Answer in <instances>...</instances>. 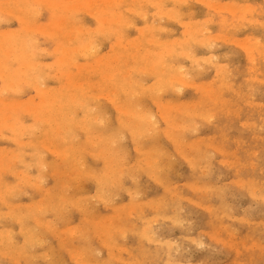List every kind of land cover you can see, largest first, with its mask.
<instances>
[{"label":"rangeland","instance_id":"374dc122","mask_svg":"<svg viewBox=\"0 0 264 264\" xmlns=\"http://www.w3.org/2000/svg\"><path fill=\"white\" fill-rule=\"evenodd\" d=\"M0 1H1L0 3H3L2 5L0 4V6H1V8H0V19L3 18L1 20H4V18H5V20H6V18H8L7 21H2V22L0 21V40H1L0 41V51H1L0 52V65H2V64L4 65V66L2 65V67H1L2 69L0 70L1 74H3V76L0 74V102H1V104H0V114H1L0 115V193H2L3 196L4 195L6 196L5 198H2L3 196L0 197V212H1L0 213V221H1L0 230L1 229L3 230V231L1 230L2 233L0 232V243L2 242L8 246L7 247L6 245H4L2 243L0 244V246H2V247H0V264H64V263L65 264H78V263L79 264L80 263L81 264H96L97 261L100 259H101L100 261L104 260L103 263H106V264H122V263L126 264L127 262H128V264L130 262H131L130 264H139V263L141 264V262L143 264H170V263L171 264H184V263H186V264H264V211H263L264 210V120H263L264 119V105H263L264 104L263 103L264 102V82H263L264 81V24H263L264 23V0H228V2L230 4H228L227 0H219L220 2H224V4L222 3L223 8L219 7V6H222V4L220 2H218V0H211L212 3L217 2V3H215L217 6L215 4H214V6H213V4L210 5V3H209V6L207 4H205V3L211 2L210 0L209 1L206 0L207 2L204 0L205 3L201 0H199L200 2H198L197 0H194V1L193 0H188V1L187 0H178L179 2H177V0L176 1L175 0H171V1L170 0H168V1L167 0L166 1L165 0H158L160 2L156 1L155 3H152L153 0H146V1L144 0L143 1L144 3L142 2L141 4H138L137 2H133V1L131 2V0H129V1L125 0L121 5H119V7L116 6V9L115 8L111 9L108 7V10H107V8H104L103 10H106V13L108 11L107 14L105 12H103L101 6H100V8H99V6H97L98 2L100 3L101 0H94V1L82 0L81 2L83 4L82 3L79 4V2H80L79 0L78 1L77 0H74V1H69V0H49V1L48 0H43V1H41V0H25L26 3L24 2V0H20V1L17 0L19 2V4L17 2H16L17 3L16 4L14 2L15 0L14 1L10 0L12 4L14 3V5H13L14 7L12 5L8 6V4H11V3H9L10 2L9 0H8L9 2L7 0L6 1L0 0ZM21 1L23 2L22 5L20 3ZM89 1H92L95 3L97 1L98 2H97V5H95L94 7H93L94 4L92 3V7H91L90 6L91 3L89 5ZM182 1H184L186 4L183 3ZM232 1H234V3ZM28 2H29V4H27ZM37 2H38V5H37ZM43 2L45 3L44 5L41 4ZM180 2L182 3V5ZM225 2L227 5L225 4ZM24 3H25V5L27 4L25 6V8L23 7ZM218 3H220L221 5ZM244 3H245V6H243L244 11L242 12V10H243L242 5H244ZM246 3H247V5L251 4L253 6V8H255V9H253L251 7V5L249 7H247ZM78 4H79V6L77 7L76 5H78ZM146 4H147V6H146ZM175 4H177V5H175ZM28 5L31 7V9L33 7V10H30V7ZM41 5H42L43 9L41 8ZM140 5H141V7H139ZM180 5H181V7H180ZM225 5H226V7H225ZM6 6L8 7L7 9L4 8ZM10 6L12 7V9ZM73 6L76 9H73L71 11ZM215 6H216V8H215ZM232 6L236 7L235 11H232V9H230ZM239 6H241V7H239ZM36 7H37V9H36ZM97 7L99 9H97ZM79 8H81V9H79ZM246 8H248V9L245 10ZM4 9H6V11L10 10V12L11 11L17 12V10H18V12L17 13L14 12V14H15L14 15L13 13L6 12ZM23 9L25 12L23 11ZM68 9H70V10L68 11ZM19 10L23 11L26 15L23 12H20ZM29 10L32 12V14L34 13V15H36V17L33 15L35 17V19H34V17H31V12H29L30 16H29V14L27 15L26 11L28 12ZM53 10L55 13L53 12ZM77 10H78V12H76ZM94 10H96V11H94ZM145 10L147 13H145ZM173 10H174V12H173ZM229 10H231L233 13L231 11L229 12ZM250 10L252 11L253 14L250 12ZM61 11H63V12H61ZM79 11H81V12H79ZM88 11H90V13ZM91 11H92V14H91ZM93 11L95 14L97 12L98 16L96 15V17H95V14H93ZM99 11L101 13L102 12L103 13L99 14ZM135 11H137V13H139V15ZM176 11H177V13H176ZM239 11H241V12H239ZM245 11H247V12H245ZM67 12L68 13L70 12L69 14L70 15L72 14V15L69 17V14ZM163 12L165 15L163 14V17L160 16V17H162V18H160L159 15L162 14ZM178 12L179 13L182 12V14L185 13V16H183L182 14H179ZM18 13H19V15H18ZM20 13L24 14V15H20ZM74 13H78V14H75V16H74ZM110 13H116V15H113ZM239 13H241V14H239ZM8 14L12 15V16H9ZM37 14L39 15V17ZM134 14L135 15L137 14V15L135 16ZM145 14H146V16H145ZM251 14L255 18V20H253V21H252L253 17ZM118 15H121L123 17L122 18L120 16L122 21L126 20L125 21L126 23L123 21L124 24H126V25H124V24L121 25L119 22L116 21V20L120 21V17ZM176 15L179 16L182 21L180 20V18L176 19L175 18ZM224 16L227 18L225 19ZM75 17H76V20L79 17H80L79 19H81V20L79 21V19H78L77 20L78 22H77L74 19ZM238 17L239 18L241 17V19L243 17V19L242 20L238 19ZM167 18H169L170 21H168ZM173 18H175V19H173ZM9 19H11V20H9ZM21 19H22V21H20ZM23 19H25V20H23ZM36 19H37V21H36ZM105 19L109 20L108 22H111V24L106 22L107 20L104 21ZM129 19L131 21H134V19H135V21H134L135 24H134V22L133 23L131 22V24H130ZM178 19L181 21L180 23L187 22V24L186 23L180 24L178 22ZM209 19H210L211 23H208ZM222 19H223V21H222ZM62 20L65 23H67V22H70V23L65 24ZM70 20H72V21H70ZM159 20L161 22H159ZM191 20H193V22H195V24L193 23L192 26H191V24H192ZM74 21H76V22H74ZM122 21H120V22H122ZM61 22H63L64 25H62ZM72 22H74L75 24H73ZM115 22L119 23L121 25L120 28L121 29L123 28V29L121 30L118 27L119 24L117 26V23H115ZM154 22L156 25H154ZM188 22H189V24H188ZM60 23H61V25H60ZM107 23L109 26L107 25ZM127 23H129L130 25H128ZM241 23H243L245 26H242L243 24L241 25ZM49 24H50L49 27H52V29L49 28L48 26L46 27V25H49ZM205 24H206L207 29L209 28L208 30L206 29V27H204ZM236 24L239 26H237ZM27 25H28V28L26 27ZM69 25L74 26V28L73 27L69 28ZM105 25H107L108 28ZM111 25L113 28H110ZM29 26H30V28H32V32H29V30H31V29H29ZM33 26H37V27H35L36 30L35 29L33 30ZM75 26H77L78 28L75 29ZM79 26H80V28L82 27L81 29H83V30L85 28H86V30L90 29V32L87 31L89 37L87 36L86 30L84 31L83 34L80 31H78V30H80ZM160 26H161V28H160ZM39 27H40V30L42 29L41 33H40V30L37 29ZM105 27H106V30H105ZM155 27H156V29H155ZM158 27H159V30H157ZM166 27H167V29L170 27L168 30L173 32V33H169L168 30H165ZM23 28H25V29H23ZM102 28H104V29H102ZM149 28H151L150 32H149ZM191 28H192V30H191ZM236 28H238V29H236ZM5 29H8L10 31V33H12V35L10 33H8L9 31H7ZM13 29L15 30V33H16V31L18 32V34L16 33L17 36L15 35V33H13V31H14ZM27 29H28V31H27ZM70 29L71 30L75 29L76 31H74V30H72V31H74L75 33L79 32L81 34L77 33V35H74L75 33H72L70 31ZM101 29L104 30V33L102 32ZM109 29H110V31H109ZM152 29H153V31H152ZM195 29H198V30H195ZM203 29H206V30H203ZM55 30L58 31V32H56L57 35L56 34L53 35ZM98 30H100L103 34L99 35L98 33L100 31H98ZM114 30L116 31L115 32L116 34L113 33ZM118 30H120V31H118ZM202 30L204 31L203 34H202V32H203ZM26 31L29 32V34H27V36L25 34ZM96 31H97V33H96ZM146 31H147V33L149 32V34H147ZM33 32H34V34H33ZM158 32H160V34ZM190 32L193 34H190ZM70 33L73 35L68 36V34H70ZM91 33H93V35ZM120 33H122L124 35H122ZM208 33L210 35H207ZM50 34H52L53 39L51 38ZM105 34H107L108 37H106ZM110 34L112 37H110ZM150 34H152V35H150ZM218 34H221V35L219 36ZM81 35H83L84 38H81ZM191 35H195V38H197L196 42L199 41L198 42L199 44L195 42V44H191V46L186 45L187 42H192V41H190V39L192 37ZM216 35H218V36H216ZM230 35H231V37H230ZM247 35H250V36H247ZM10 36L11 37L13 36L12 37L13 39ZM48 36L51 39H48ZM54 36H56L57 38H55ZM75 36H77V37L75 38ZM143 36L147 37L148 41L145 38L143 39ZM204 36L205 37L209 36V37H207V40L208 41L210 40L209 41L210 43L206 42L204 44V41H203ZM233 36L236 38H234ZM253 36H255V37H253ZM7 37H9L8 40L9 41L12 40V42L7 41ZM14 37L16 39H14ZM28 37H29V39H28ZM69 37L72 40L71 39L69 40ZM157 37H159V38H157ZM216 37H218V38H216ZM248 37L251 39L252 43H254V42L257 44L260 43L258 50H255V53H254L255 57L253 56L254 60L251 59L252 57L249 55L247 50L245 48L241 47V45H240L241 44L240 42L245 41L246 39H248ZM222 38L224 40L223 42H222ZM67 39L69 41H71V43H68L69 41ZM82 39H83V41H82ZM142 39H143V41H142ZM155 39L161 43L166 44V45L170 44L171 42H175V41L177 42V44L179 42L180 43L179 49L181 51L180 54L178 56H175V57L166 55L165 56L166 58L164 56L161 58H158L159 57L158 54L162 53L163 49L161 48V46H159L157 43H155V41H154ZM233 39H235V40H233ZM242 39H243V41H242ZM13 40H15L14 46H13V42H14ZM21 40L23 42H21ZM121 40H122V44H121ZM150 40H151V43H149ZM24 41H29V42H24ZM64 41L65 42L67 41V43H65ZM119 41H120V45H122V46H118ZM229 41L230 42L232 41V42L229 43ZM91 42L93 43V45ZM140 42L144 43L145 45L140 43ZM25 43H27V44L25 45ZM236 43H237V45H236ZM30 44L31 45L34 44V47H32ZM201 44H204L205 46L204 45L202 46ZM28 45H29V47H27ZM90 45H92V46H90ZM96 45H97V47H96ZM131 45H133V47ZM139 45L141 46V48L139 47ZM12 46H13V48H12ZM17 46H18V48H17ZM99 46H101V48ZM124 46L127 47L126 50H125ZM154 46H155V48H154ZM183 46L185 48H183ZM63 47L69 48V49L74 48V50L76 48L74 54L73 53L69 54L70 55L69 57L67 54V57H68L67 60L72 61V64L70 61L71 65L69 64V61L68 62L66 61L67 64L64 63L65 64L64 65L62 60H61L62 59V52L61 51H62ZM83 47L86 50L85 52L83 51ZM95 47H96V49L97 48L100 49V50L97 49L99 51H95V49H94V52H96V53L98 52L97 55H96V53H94L92 51L93 48H95ZM118 47L119 48L121 47L120 48L121 51L117 50V49H119ZM128 47H130L131 50L128 49ZM142 47H144V49ZM192 47H193V49L196 50V52H195V50L192 51L193 50ZM207 47H210V48L208 49ZM214 47H216V48H214ZM7 48L8 49L12 48V50L11 49L8 50ZM15 48H17L18 50ZM28 48H30V49L27 50ZM40 49H41V51H40ZM88 49H89V51H87ZM14 50H15V53H14ZM25 51L30 53V54L27 56L26 54H28V53H25ZM46 51H48L50 54ZM90 51L95 54L94 55L95 57H90V56H93ZM189 51H191V52H189ZM86 52L89 53V55H87V58H86V54H88V53H86ZM45 53H48V54H45ZM79 53H80V57H78V58L76 57V59L78 61L75 62V58H74L75 56L74 55L79 56ZM90 53H91V55H90ZM111 53H112V55H111ZM152 53L154 54L155 57L157 56L156 60H154L153 62L150 61V60H153V58H154ZM189 53H190L192 58H189V56H190V55H188ZM12 54H13V57H11ZM32 54L37 55V56H33ZM14 55H16V56H14ZM23 55H24V57H23ZM31 55H32L33 60L31 59ZM150 55H151V57H150ZM201 55H203V56H201ZM14 57L17 59L20 57V59L19 60H17V59L13 60ZM88 57H90V58H88ZM104 57H107V58H105V60H103ZM207 57H209L211 59H209ZM29 58H30V61H29ZM163 58L168 60V61L164 60ZM115 59H116V61H114ZM128 59L130 60V62ZM135 59H137V62ZM180 59H181V61H180ZM31 60H32V62H31ZM73 60H74V62H73ZM148 60L150 62H148ZM207 60L208 61L210 60V61L208 62ZM23 61H24V63H23ZM102 61H103V63H102ZM117 61H119V62L117 63ZM138 61H140V63ZM29 62H31V63L29 64ZM33 62H35L34 64H36V63L38 64V62H40L39 65H37V66H40V67H37V68H39L38 69L39 71H37V68H35L36 70L34 69L35 65L34 64L32 65ZM60 62H62V64ZM77 62H79V63H77ZM113 62H115L116 64L114 65ZM126 62H127V64H126ZM162 62H166V63L169 62L168 66L173 65L172 67H174V70L176 69L175 66L177 65V63H178L177 67L179 66V64L181 66H183L186 71L188 70L187 73H188L189 80L193 76H195V78L193 77L192 80H190V82H192L193 85H191V83H190V84H188V86L186 85V87H185V85L182 86L180 84L175 85L173 87L166 86V88L164 87L163 90H160L162 92V94L160 91H159L160 92L159 93L158 91L155 90L159 94V96H161V97L153 94L154 88H155L156 75H158L161 71L163 72L162 66H161ZM73 63H75V64H73ZM107 63H108V65L105 66V64H107ZM6 64H8V65H6ZM44 64H46V65L50 64V66H48V65L47 66L49 68L50 67H53V68L52 69L51 68L49 69L48 67L45 68L46 65H44ZM83 64H85V65H83ZM100 64L102 67L104 66V69L102 67H98V65H100ZM27 65L32 66L31 69H33V72L32 71L30 73L27 72L30 69V66L28 67ZM116 65L119 67H117ZM26 66H27V68H25ZM69 66H72V68ZM84 66H88V67H84ZM120 66H123V67H120ZM198 66H199L200 70H201V67H203L202 68L203 72H202V70L201 71L199 70L200 72L198 71V68H196ZM151 67H154L155 69L151 68ZM186 67H187V69H186ZM192 67H194V68L192 69ZM9 68L11 69V71ZM81 68L84 69V71ZM86 68H88V69H86ZM94 68H97V69H94ZM132 68H134V69L136 68L135 69L136 71L134 69L132 70ZM8 69H9V71H7ZM26 69H27V71H26ZM69 69H71V71ZM140 69H141V71H140ZM144 69H146V70L144 71ZM149 69H151V71ZM152 69H154V70H152ZM16 70H18V71L16 72ZM79 70L81 72V78L83 77L82 79L78 77L80 75ZM85 70L90 71V72L86 71V73H88V74L89 73L92 74L93 72L94 73L96 72V73L95 74L93 73L94 76L91 75L92 77L89 75L91 77V78H89L88 74L87 75L84 74ZM97 70L98 71L100 70V72L102 71V73H99ZM116 70L119 72H116ZM137 70H139L140 72ZM148 70H149V72H146ZM34 71H36V72H34ZM40 71H42V72L38 76V73H40ZM154 71H156L155 75H154ZM220 71H221V73H220ZM223 71H224V73H222ZM227 71H228V73H227ZM8 72H10V73H8ZM45 72H46V74H45ZM82 72H84L83 73L84 75H82ZM198 73H200L201 75H198ZM25 74H27V76ZM61 74H64L62 76L63 77L65 76V77L63 78L61 76ZM75 74L77 75L78 82L84 81L83 84L85 85V80H86L87 86H89L88 88H90V89L92 88L91 90L87 89L88 92L90 90L89 93L91 95L88 93H84V91H81V90H79L80 93L78 95L76 89L71 86L70 83L73 82L71 76L72 77L74 76V78H75ZM189 74H191V75H189ZM196 74H197V76H196ZM41 75H43V76H41ZM51 75L55 76L53 78L54 80L52 78H50V77H52ZM58 75L62 77L61 81L59 80L60 77L58 78ZM108 75H110V76H108ZM17 76H19V77H17ZM35 76L38 77V79L40 77L41 80L40 79L38 80L37 78L35 79ZM84 76H87V77H84ZM111 76H112V78L115 77L114 78L115 80L111 79ZM30 77L33 78V80ZM7 78L10 80H8ZM14 78H16V80H17L16 82L14 81L15 80ZM86 78L89 80H87ZM258 78H259V80H258ZM100 79H101V81H100ZM130 79H132V82L130 81ZM139 79H141V80L139 81ZM220 79H222V80H220ZM103 80H104L105 84L109 80V82L106 84L108 86V88H105V86H103V85H105L103 83ZM212 80H213V82H212ZM41 81L43 82V84L40 83ZM45 81H47V82H45ZM91 81H92V83H91ZM145 81H146V83H145ZM193 81L195 82V84L199 82L198 83L199 86L202 85L204 82H206V84L205 83L204 84L208 85V86L211 83L210 87H213L216 90L217 89L221 90V92H223L222 93L223 98H221L222 102L213 103L211 101V99H208V95L204 94L205 92H203L202 90L199 89V87L197 86L198 84L195 85L198 88L197 87L194 88V82ZM227 81H229V82H227ZM17 82L20 84L17 85L16 84ZM30 82L32 84L34 82V85L31 86L32 84ZM261 82H262V84H260ZM36 83H39L37 85H41V86L37 87V85H35ZM44 83H45V85L46 84L47 85L45 86ZM126 83L128 86L126 85ZM134 83H136V84H134ZM12 84L14 87L12 86ZM78 84H80V83H78ZM96 84H97V86H95ZM110 84L112 85V87ZM148 85H150L151 87H148ZM7 86L8 87L11 86L10 87L11 92ZM23 86H24V88H23ZM27 86L29 88L30 87L31 88L29 89V88H27ZM43 86H45L44 88L47 90L50 87L51 88L53 87L52 93L56 94V95H58V93L60 91L65 90V88H66L65 91H68L70 93L64 94L65 96L62 93V96H64L63 98H65L66 100L64 99L61 103L56 102L57 104L55 103L56 105H54L53 102L49 101L50 104H49V102L47 104L48 100L46 101V99L49 98L50 95L49 96L44 95L45 93L43 91L39 90V87H41L43 89ZM67 86H68V88H67ZM92 86H94V87H92ZM99 86H100V88H99ZM102 86H103V88H105L104 90H101V89H103V88H101ZM109 86L112 88V90ZM142 86L144 89L142 88ZM191 86H193V87H191ZM219 86L221 87V89ZM147 87H148V89H147ZM152 87H154V88H152ZM226 87H227V89H226ZM231 87H233V88L231 89ZM2 88H5V89L2 90ZM21 88L23 89V91H21L20 94L19 93L17 94L16 91H18V89L20 90ZM72 88H73V90H72ZM149 88H152V91ZM167 88H168L167 92L163 93L164 91H166ZM35 89L36 90L38 89V90L36 91ZM58 89H62V90L58 91ZM119 89H120V91H119ZM123 89H124V91H123ZM132 90H133V92H132ZM134 90L136 91V93H134L135 92ZM49 91H51V90H49ZM74 91H76V92H74ZM129 91L131 93L126 94ZM14 92H16V93H14ZM82 92H83V94H81ZM100 93H101V95H99ZM105 93H107V94L104 95ZM108 93L110 95H108ZM114 93L116 95H114ZM137 93L140 95L141 100L138 98L139 96ZM242 93H243V95H242ZM53 94L51 96L55 97ZM94 94L99 95V96L98 95L96 96V100H94L95 99ZM102 94H103V96H102ZM117 94H118V96H117ZM74 95L79 97V99L77 98L78 101H72L71 98L74 97ZM112 95H113V97L117 96L120 103L122 101V103H121L122 107H126V106L129 107L130 105L132 106L133 104H134L133 105V107H134V106H137L136 105V102H137V104H138L137 107L141 110H144V112H146V113L149 112L148 115H150L151 113H155L154 114L155 117H153V119H152V116H151V118H148L147 121L149 123V122H151V120H154V122H155V120H159V121H157L158 124H154V127L153 126L151 127L147 123V121H143V125L146 124L144 127H141L143 129V131L141 130V133L136 132L137 134L135 132H132L133 130H132V128H130L132 126V122H133L132 118L130 116H125L124 114L119 113L120 110L119 111L117 110L119 108H115L117 106H115L116 103L113 101L114 98L112 99V101L108 100V99H110L108 97L111 96V98H112ZM59 96L61 97V94ZM104 96H108V97H104ZM136 96H138V97H136ZM143 96H145V97H143ZM42 97H44V98H42ZM2 98H4V101ZM31 98H32V100H31ZM89 98L90 99L92 98V99L90 100ZM127 98H128V100L130 99L129 102H128ZM158 98H160V99L162 98V99L160 100ZM226 98H227V100H226ZM1 99H2V101H1ZM7 99L10 100V102L9 101L7 102ZM85 99H87V101ZM88 100H90V102ZM155 100H156V102H154ZM162 100H164V101L162 102ZM188 100H189V103H188ZM247 100H249V101L247 102ZM159 101H160L161 105H160ZM227 101H229V102L227 103ZM231 101H233V103H231ZM76 102L80 103V105L77 104ZM83 102L86 103V105H84ZM99 102H100V104H99ZM123 102H124V104H123ZM183 102L188 103L191 106H193L194 103L196 104L197 102H198V105H199V103H201L199 107H201V109L204 111L203 112L204 115H200L201 117L200 116L196 117L192 121L193 124H190L189 128L188 129L186 128L184 130V134H182V132H180V131L175 132L176 130H174V128L172 126L168 125L166 120L163 119L164 117H162V114L158 113L159 111L162 110L161 113L163 112V116H164V112L167 111V110H165L166 104L167 105H171V104L178 105L179 103L181 104ZM234 102H235V104H234ZM75 103L77 105H75ZM142 103L144 104V106ZM163 103H165V104H163ZM175 103H177V104H175ZM95 104L97 106H95ZM83 105L85 108L83 107ZM139 105H140V107H139ZM14 106L19 110H17ZM67 106H68V108H67ZM73 106L75 108L79 107V109L81 108V110L78 109L79 110L78 111ZM93 106H95V107H93ZM107 106H109V107H107ZM5 107H6V109H5ZM9 107H10V110H9ZM41 107H42V109L40 110ZM62 107H63V110L66 108L67 109L62 111ZM82 107L84 108V110L82 109ZM87 107H89V110ZM28 108H30V109H28ZM71 108H72V110L73 109L74 110L72 111ZM90 108H92V109L90 110ZM35 109H37V110H35ZM69 109H70V112L73 113L72 117H71V113H69ZM85 109H87V110H85ZM149 110H152V111H149ZM174 110L176 111V108ZM207 110H208V112H207ZM5 111H6V113H5ZM36 111H37V113H36ZM47 111L50 112L48 114L50 116V119L48 118L50 121L47 119L48 116L44 114V112L47 114L48 113ZM59 111L62 112L61 115L63 118L61 117ZM65 111H66V113H65ZM76 111H78L79 113ZM89 111H92L91 112L92 115H90ZM228 111H229V113H228ZM237 111H239V112H237ZM39 112H40V114H39ZM54 112H56V114H54ZM206 112H207V114H206ZM210 113H211V115L213 114V117H211L209 119L208 114L210 116ZM236 113H238V114H236ZM100 114H101V117H100ZM52 115H54V117ZM59 115H60L61 121H60ZM74 115H76L75 118L73 117ZM123 115H124V118H123ZM93 116H95L94 118L97 117V120L101 119V118L102 119L97 121L96 119L93 118ZM39 117H40V119L44 117L43 120L41 119V122L43 121V123H44L46 121H49V122H51V125L48 122L44 123L43 125L40 122L38 123V121L40 120ZM64 117H66V118H64ZM121 117L123 119H125V117H128V118H126L127 120L125 119L126 124H127V122H128V125L130 124L129 126L126 125V126H128L127 128L123 124H121L122 123ZM53 118H56V119H53ZM87 118H89V119H87ZM44 119H45V121H44ZM52 119H53V121H52ZM68 119H70L71 121L69 122ZM128 119H129V121H128ZM35 120H37V121H35ZM55 120H56V123L54 122ZM63 120H65V121H63ZM89 120L92 123L89 122ZM94 120H96L97 123L98 122L99 123L96 125V121H94ZM209 121H210V123H209ZM69 123H70V125H69ZM196 123H198V124L196 125ZM35 124H36V126H35ZM57 124H58V126H57ZM37 125H38V127H37ZM59 125H62V126L60 127ZM84 125L85 126L87 125V127L90 125L89 129L91 131H86L87 129L85 128ZM251 125H253V126H251ZM13 126H15V127H13ZM33 126H35V127H33ZM39 126H41L42 128L41 127L39 128ZM54 126L57 128H55ZM68 126H69V130L71 128L72 133L68 129H66ZM17 127L20 130H17ZM117 127H119V128H117ZM193 127H195V128L193 129ZM32 128H34V129H32ZM53 128H55L54 132H53ZM77 128H79V129H77ZM129 128H130V130H129ZM144 128H145V130H144ZM152 128H155V129H153L155 131L152 130L153 133L150 130ZM72 129H74V131ZM146 129L148 130V133L146 132ZM171 129L173 132L170 131ZM24 130H25V132H24ZM58 130H60L66 138L69 137L70 141L69 140L67 141V139H68L67 138V139H65L66 143L63 142L64 141L63 139L65 137H63L61 132ZM254 130H256V131H254ZM39 131L40 132L42 131L41 134L39 133ZM68 131L70 132V134H68L69 133ZM34 132H36L35 133L36 135L34 134ZM48 132L52 133V134H49ZM58 132H60V134ZM94 132H96V133H94ZM154 132L155 133L157 132L156 133L157 135ZM222 132H224V133H222ZM22 133H23V135H22ZM24 133H25V135H24ZM29 134H31V135H29ZM33 134L35 137H37L36 138V139H38L37 141L34 140L35 137L33 138ZM133 134H135V136ZM151 134L152 135L155 134L154 135L155 139L152 138ZM181 134L183 135V137ZM38 135H39V137H38ZM48 135L50 136V139H49ZM51 135H52V137H51ZM60 135L63 138L60 137ZM105 135H107V136H105ZM137 135H138V137H136ZM171 135H173V137L174 136L175 137L173 138ZM20 136H22V137H20ZM53 136H54V140H53ZM73 136L75 138H73ZM142 136H144V138ZM170 136L173 138V140L171 139ZM18 137H20V138H18ZM59 137L63 141L60 140ZM97 137H99L100 139ZM145 137H146V139H145ZM6 138H8L7 139L8 141L6 140ZM9 138H10V140H9ZM40 138L41 139L44 138V140L43 139L40 140ZM57 138H58V141H57ZM72 138L74 139L73 140L74 142L71 141ZM175 138H176V140H175ZM201 138H202V140H201ZM26 139H27V141H26ZM107 139H108V141H107ZM131 139H133L132 142H131ZM153 139L155 140V142L153 141ZM212 140H213V143H212ZM38 141L41 142L40 144L43 148H40L41 147L40 144H37ZM44 141H45V144H44ZM48 141H50V145H49ZM79 141H81V142H79ZM91 141H93V142L96 141L94 146H93ZM23 142H24V145L21 144ZM34 142H35V144H33ZM54 142H56V143H54ZM59 142L62 144L59 145ZM89 142H91L92 145H90ZM143 142H144V144H143ZM96 143H98L97 146H96ZM118 143H121V144H118ZM155 143H157V144H155ZM193 143H195L196 146ZM43 144H44V146L45 145L46 146L44 147ZM51 144H53V145L51 146ZM184 144H185V146H184ZM35 145H38L39 147L38 146L35 147ZM71 145L76 146L77 149H78V147L79 148L81 146L82 147H81V149L77 150V149H75L74 146H73L74 148H71ZM101 145H103V146H101ZM116 145L118 146V148ZM133 145L135 147L136 146L137 147L135 148ZM142 145H144L146 148H144ZM160 145L162 146V148L164 147L163 150L160 147ZM48 147L50 150L48 149ZM61 147H62V149H61ZM64 147L66 148V150L64 149ZM89 147H90V150H88ZM94 147H95V149H94ZM215 147L217 149H215ZM2 148H4L5 150ZM67 148H70V150L69 149L67 150ZM82 148L84 150H82ZM85 148H87V149H85ZM100 148H101L103 153L101 152ZM103 148H104V150L107 148L112 149V150L108 151L109 149H107L106 151H104ZM148 148H150L151 151H149ZM151 148L155 151V153L159 152V156H161L160 158H162L161 160H163V162L161 163L160 162L161 160H159L160 158H157L159 165L161 166V164H162V166H161L162 169L159 168L161 170V173L159 172L160 170H158V167H160V166H158L157 163L156 164L153 163V162H157L156 157L158 156V154L155 156V153ZM181 148H183L182 152H181ZM13 149L15 152L12 151ZM16 149L19 151H17ZM22 149L24 151L23 154H22ZM57 149H59V150L56 151ZM156 149H157V151H156ZM159 149H160V151H159ZM145 150H146V152L149 151L150 153L144 152ZM193 150H194V152H193ZM11 151L13 153H11ZM53 151H55V152H53ZM61 151H62V153H61ZM73 151L75 152V154ZM165 151H167V152H165ZM176 151H179V152H176ZM189 151H191V152H189ZM45 152L47 153V155ZM70 152H73V153L71 154ZM104 152H105V154H104ZM140 152L142 155L139 154ZM163 152H164V154H163ZM220 152H223V153H220ZM43 153L46 155L45 158H43L44 157ZM113 153H115V154H113ZM187 153H189V154H187ZM211 153H212V157L209 156V155H211ZM233 154H236L237 157H236V155H233ZM3 155L5 158L3 157ZM18 155H20V156H18ZM64 155H66V156H64ZM71 155H72V157H70ZM97 155H98V158L96 159ZM101 155L107 156V157L105 156L106 160L108 159L107 163H106V160L102 161V157L104 159V156L100 157ZM163 155L164 156L166 155V156L164 157ZM203 155H205V157ZM62 156H64V158L67 160V162L65 159L62 158ZM74 156H76V158L78 156H80L81 159H80V157L78 158L80 161L78 159L75 160ZM238 156L240 157L239 159H238ZM20 157H23V159H21ZM149 157H150V159H149ZM67 158H69V159H67ZM71 158H73L76 161V163L74 162L75 164H73V159H71ZM110 158L112 160H114V158L115 159L117 158L116 159L117 161L114 160L113 161L114 163H113L112 160H110ZM199 158L203 159V160H200ZM207 158L209 159L208 161L206 160ZM43 159H44V161H43ZM151 159L152 160L155 159L156 161H154V160L152 161ZM169 159L171 160V162ZM187 159H188V161L190 160V162H188ZM53 160H55V161H53ZM150 160L152 161L151 163H153V164L150 163L149 165H147V161L149 163ZM13 161H14V163H13ZM42 161H43V164H42L43 166L41 165ZM47 161L49 162V164ZM120 161H121V163H119ZM165 161H166V163L167 162L168 163L166 164ZM174 161L177 162L176 163L177 165H173V164H175ZM252 161H254V162H252ZM20 162H22V163H20ZM31 162L33 164H31ZM44 162L46 163V165ZM117 162L119 164H117ZM124 162H126V163H124ZM233 162H234V165H233ZM164 163H165V166H164ZM170 163L171 164L173 163V164L170 165ZM58 164H59V166H58ZM80 164H81V166H80ZM132 164H133V166H132ZM32 165H34V167ZM39 165L42 166L43 168L40 167ZM82 165H83V168H82ZM102 165L104 168L102 167ZM107 165H108V168H106ZM110 165H111V167H110ZM190 165H191V167H190ZM14 166H15V168H14ZM74 166H75V168H74ZM134 166H136V168ZM200 166H201V168H200ZM254 166H255V168H254ZM72 167H73L74 171H73ZM113 167L115 168V170H112ZM153 167H154V170H153ZM168 167L171 169V170L168 169V171H167L169 174H167V172H166ZM122 168L123 169L125 168V169L123 170ZM138 168H139V170H137ZM145 168H148V169H146V171H145L144 170ZM15 169H17V170H15ZM75 169H77V170L80 169L81 172H79L80 170L77 171ZM85 169L87 170L88 173L86 172ZM105 169H107L106 171H109L111 169L113 172L111 171L112 172L111 173L109 171L106 173V171H104ZM117 169H120V170H117ZM126 169H129V170H126ZM53 170H55V171H53ZM82 170L84 172H86L87 175ZM116 170H117V172H116ZM148 170L151 172H148ZM13 171H14V174H12ZM52 171H53V173H52L53 175L51 174ZM57 171H58V173H55ZM75 171L79 172L80 174H78ZM90 171H91V174L93 173V176L95 177L96 180L93 179V176H91V174H89ZM123 171L126 173H124ZM157 171H158V173H157ZM164 171L166 173H164ZM18 172H19V174H18ZM114 172L116 173L115 175L113 174ZM146 172H148L147 173L148 175L146 174ZM154 172H156V173L154 174ZM46 173H48V174H46ZM59 173H61V175ZM71 173H72V175H71ZM81 173H84L87 177H85L84 174H81ZM159 173H160V175H159ZM163 173L165 174V176H163L164 175ZM21 174L24 176H27V177L21 176ZM56 174L60 175V177H58V175H57V177L54 176ZM62 174H63V176H62ZM106 174L107 175L109 174L108 175L109 178ZM117 174L119 175V177ZM139 174H140V177H136ZM178 174H179V176H178ZM201 174H203L204 176ZM220 174H221V176H220ZM16 175L18 177H16ZM80 175H83V176H80ZM103 175L104 176L106 175L107 177L105 176V178H104ZM157 175H159L160 178L161 177L162 178L161 179L159 177L157 178L156 177ZM53 176L55 177V179L53 178ZM69 176L75 177V178L73 177L74 182L71 181L72 177L70 178ZM79 176H80V178H77ZM101 176H102V178L98 179ZM112 176H114L115 178ZM29 177H31L30 180H29ZM39 177H42L43 180H42V178L40 179ZM91 177H92V179H91ZM134 177H136L137 179H135ZM153 177H155V178H153ZM57 178L59 179V181ZM69 178H70L71 182L69 181ZM106 178H108V181H107L108 183L105 181ZM112 178H114V181L112 180ZM163 178H165L166 180L163 181ZM167 178L169 180H167ZM37 179L40 181H38ZM60 179H63V180L65 179V180L63 182H61L62 180L60 181ZM102 179L103 180L105 179L104 180L105 183L101 182ZM110 179L112 181H110ZM116 179L119 180V182L116 181ZM45 180L46 181L48 180V182H46ZM54 180H55V182H53ZM66 180H67V183H66ZM75 180L77 182H75ZM121 180L123 183L121 182ZM135 180H137V181H135ZM170 180H171L172 184H171V182L169 183ZM239 180L243 181V183H244V181L249 182L248 184H250V185L245 184V183L243 185L242 182ZM109 181L113 182V184L117 182L118 185L114 184V186H113V185H111V183H109ZM159 181H160V183L162 182L163 186H162V184L159 183ZM34 182H36V183H34ZM58 182H60V184ZM64 182L67 184V186L69 185V187L66 186V188L62 189L61 187H63V186L65 187V185H66ZM99 182H101V183H99ZM135 182H137V184H135ZM55 183H56V185H54ZM106 183L108 184L107 187H106V185H107ZM145 183H147V184H145ZM238 183H241L243 186L242 185L240 186V184H238ZM6 184L8 186H6ZM13 184H15V185H13ZM109 184L112 188L109 187ZM169 184H171L172 186ZM223 184H224V186H223ZM37 185L39 187L42 185L41 189L38 188ZM78 185L79 186L81 185V186L79 187ZM198 185H199V188L197 187ZM13 186H14V188H13ZM52 186H54V187H52ZM102 186H103V188H101ZM175 186H176V188H175ZM218 186H219V188H218ZM17 187H19V188H17ZM24 187H26V188H24ZM34 187H36V188L34 189ZM57 187H58V189H57ZM70 187L72 189H69ZM11 188H13L15 190H13V189L11 190ZM46 188H47V190H49V193L52 194L53 198L51 196L49 197L48 194L45 193V191L47 192ZM100 188H101V190L102 189L103 190L101 191ZM129 188L131 189V191H129L130 190ZM204 188H205L206 192L204 191ZM207 188H208V190H206ZM67 189H69V190H67ZM135 189H137V190H135ZM201 189H203V190H201ZM218 189H219V191H218ZM223 189H224V191L221 194ZM3 190H5V192ZM19 190H21V191H19ZM50 190H52V191L50 192ZM78 190H80V191H78ZM174 190H175V192H174ZM176 190H178V191L176 192ZM67 191H69L70 193ZM92 192H93V194H92ZM127 192H128V194H127ZM130 192H131V194H130ZM134 192H135V195L132 196V194H134ZM140 192H142V196H141ZM22 193H25V194H22ZM110 193H111V195H110ZM177 193H178V195L179 194L180 195L176 196ZM206 193H207V195H206ZM216 193H217V195H215ZM259 193L262 195L259 196L260 195ZM11 194L13 196H11ZM68 194L71 198L69 196H67ZM102 194L105 195V198H104V195H102ZM61 195L62 196L64 195L62 200H63L65 206H63V203L61 202V197H62ZM79 195H82V197H80ZM86 195H88V196L86 197ZM224 195H225V198H224ZM8 196H9V198H8ZM94 196L96 198H100V199H96V198H94ZM140 196L142 197V199ZM172 196L174 197L173 200L171 199V198H173ZM75 197H77V198H75ZM78 197H80V198L78 199ZM90 197H91V200H90ZM101 197H103V199H101ZM1 198L3 200L6 199L5 202H3V200ZM50 198L52 199L51 202H50ZM68 198H70V199H68ZM133 198H136V199H133ZM160 198H162V199H160ZM56 199H57V201L59 199V201L58 202L54 201ZM73 199H75V203H74ZM92 199H94L93 200L94 202L92 201ZM95 199H96V201H95ZM106 199H109V200L111 199V200L110 201L107 200L108 201L107 202ZM193 199H195L196 203H194L195 201ZM224 199L226 201H224ZM9 200L12 203H10ZM39 200H40V203H39ZM76 200H78V201H76ZM97 200H99V201H97ZM189 200L190 201L192 200V201L189 202ZM47 201H49L50 204ZM131 201L133 202V206H132ZM166 201H167V203H166ZM228 201L231 203H229ZM45 202H47L48 205H50V206H47V204ZM72 202H73L74 206L72 205ZM138 202H140L141 206ZM152 202L157 203V205L155 203H152ZM172 202H174V203H172ZM197 202H198V204H197ZM13 203H14V205H13ZM44 203H45V205H44ZM55 203L57 205H59V203H60V205L62 204L61 208L58 207L59 211L55 207L56 206ZM113 203H115V204H113ZM148 203L151 204V206ZM168 203H169V206H168ZM210 203L213 205H210ZM17 204L19 205V207H18L19 209L15 208V207H17ZM35 204L38 205L39 207L36 206ZM40 204L42 206L43 205L45 206L44 209L46 210L45 211L46 213L48 212L47 214H45V212H43L44 209L41 208L42 206ZM69 204H71L70 207H69ZM75 204H77L78 206ZM104 204H106V205H104ZM135 204H137V205H135ZM153 204H155L158 207L156 208L155 205L153 206ZM25 205H27V207ZM52 205H54V208L52 207ZM162 205H163V207H162ZM33 206H34V208L36 206L37 209H34V210H33V208L30 209V207H33ZM75 206H77L78 208L80 207V209L76 208ZM92 206H93V208H92L93 210H91ZM96 206H99V207H96ZM164 206L168 207V208L165 209ZM209 206H211L210 208L212 210L209 208ZM213 206H214V209H213ZM48 207H50V208H48ZM51 207L53 209H51ZM113 207H114V209H113ZM131 207H133V208H131ZM159 207L161 210H158ZM72 208L76 209V210H72ZM81 208H83L82 209L83 211L81 210ZM130 208L133 211H131ZM16 209H18L19 212ZM65 209H68L70 212H68V210L65 211ZM164 209L166 211H163ZM136 210H138V211H136ZM210 210L213 213H211ZM225 210H226V212H225ZM11 211H12V213L14 211L13 214H15L16 212L18 213V214L17 213L15 214L16 217H15V215L13 217V218H17L18 220L17 219H15V221L12 220L13 218L11 215H13V214L11 213ZM54 211L56 212V214ZM57 211L61 212V213H58ZM62 211H64V212L62 213ZM148 211H151V212H148ZM161 211L163 213H161ZM38 212H39V214L37 215ZM86 212H88L89 214L87 213L86 215H83ZM7 213H8V215H7ZM113 213H114V215L116 214L115 216L118 215L117 216L118 219L115 220L116 221V228H115L116 232H115V230L113 231L114 232L113 241H114L115 245L113 243L114 246L112 248L110 247L111 248L110 249L109 245H107L108 244L107 240L104 239V238H106L104 236V233L101 232L100 226L96 225L95 220H96V222L98 221V219L100 222L105 221V219L108 218L109 216H112ZM148 213H150V214H148ZM153 213H154V216H153ZM24 214H25V217H23ZM43 214H44V217H43L44 219H42ZM65 214H67V216ZM174 214H175V218L173 216ZM27 215L31 216V219ZM59 215H60L61 219H60V217H58ZM176 215L179 216V218ZM234 215H235V217H233ZM10 216H11V218H9ZM87 216L89 217L88 219H87ZM135 216H137V218ZM151 216H153V218H151ZM156 216H158V217H156ZM164 216L167 219L166 218L164 219L163 218ZM26 217H28V219ZM8 219L11 221L9 222ZM93 219H94V221H93ZM21 220H23L24 222H27L24 227H22L23 221H21ZM40 220H41V224L44 223L47 226V223H48V226L51 224L50 225L51 227L48 229V226H47V228L44 227L43 224L41 226ZM44 220L46 222L47 221L48 222L45 223V222H43ZM61 220H63L64 222H62ZM85 220H86V223H85ZM118 220L121 222H119ZM129 220H130V222H129ZM137 220H139V221H137ZM150 220H151V222H150ZM6 221H7V223H6ZM67 221H69V222L67 223ZM117 221H118V223H117ZM140 221H142V222H140ZM160 221H162V222L160 223ZM56 222H57V226H56ZM87 222H88V224H87ZM122 222L124 223L125 226L123 225ZM139 222H140V224L143 223V224H141V227H140V224H138ZM8 223H9V225H8ZM61 223H63V224H61ZM52 224H53V226H52ZM132 224L135 225V227L132 226ZM67 225H69V227ZM129 225L131 227H129ZM86 226L88 228H86ZM30 227H32L34 229H32ZM37 227H40V228L38 229ZM55 227H56L57 231L55 230ZM94 227H95V229H94ZM96 227L98 230L96 229ZM119 227H121V228H119ZM128 227L130 229L126 230ZM83 228L85 229V231ZM122 228L126 231H124ZM27 229H32V230H29V232L27 233ZM45 229H47V230H45ZM52 229H53V231H52ZM119 229H122L121 233H120ZM172 229H173V231H172ZM67 230L70 232H68ZM79 230H80V232H78ZM143 231L144 232L146 231V232L144 233ZM261 231L263 233H261ZM4 232L7 235H5ZM17 232H19V233H17ZM59 232L61 233V235ZM9 233L13 234L14 237ZM69 233H70V236L67 235ZM154 233H155V235H153ZM218 233H220V234H218ZM28 234L30 236L33 235L34 237L32 236V238H31ZM36 234H38L39 236ZM41 234H43V235H41ZM62 234H64V235H62ZM74 234H76V235H74ZM83 234H84V238L82 237ZM136 234H137V236H136ZM147 234H148V236H147ZM211 234H213V236H211ZM3 235H4V237H3ZM8 235H10L11 237L9 236V238H8ZM6 236H7L8 240L4 239ZM99 236H100V238H99ZM116 236H120L121 239L116 238ZM216 236H217V238H220V240L214 239V238H216ZM122 237L124 240L122 239ZM188 237H190V238H188ZM232 237H234V239H232ZM15 238H17V239H15ZM62 238L64 239V241H62L63 240ZM89 238L91 240H89ZM13 239H15V241ZM87 239L89 241H87ZM26 240H28V241H26ZM35 240H36V242H35ZM218 240H219V242H218ZM11 241H13L14 245H12L13 243ZM104 241L107 244L104 243ZM174 241L177 243H174ZM6 242H8V243H6ZM26 242H28V243H26ZM202 242H203V244H202ZM225 242L229 245H226ZM60 243H62L63 246H61ZM79 244H82V245H79ZM92 244H93V247H89V246H92ZM16 245H19V248L17 247V250H14V249H16V247H15ZM73 245L75 248L77 247V250H74L75 248H73ZM165 245H166V247H165ZM185 245H186V247H185ZM198 245H199V247H198ZM221 245H222V247H221ZM5 246H6V249L4 248ZM119 246H121V247H119ZM123 246L126 247V249ZM160 246L162 249L160 248ZM237 246H238V248H237ZM13 247H14V249H13ZM62 247H63V249H62ZM116 247L119 249H117ZM24 248H26L27 251ZM136 248H138V249H136ZM80 249H83V251ZM237 249H238V252H237ZM70 250H72L73 254L72 253L70 254L72 256L69 255V253L71 252ZM134 250H135V252H134ZM3 251H4V253L2 254L1 252H3ZM78 251L81 254L78 253ZM89 251H90V253H89ZM101 251H102V253H101ZM118 251H120V252H118ZM25 252H28V253H26V255H25ZM74 252H76V254L78 253V255H76L77 259H76V257H74V255H75ZM85 252H88V253L86 254ZM64 253H66V254H64ZM92 253H93V255H91V258H90V254H92ZM180 253H181V255H180ZM5 254L6 255L11 254V258L8 255V258L11 259V260L9 259L10 261L8 260L7 256L4 257ZM14 255H15V257H12ZM52 255H53V257H52ZM60 255H62V257H60ZM29 256H30V258H29ZM31 256L33 259L31 258ZM39 256H41V257H39ZM46 256L47 257L49 256V258H47ZM79 256H80V258L83 257L82 258L83 260L80 261ZM121 256L123 259H121ZM257 256H259V257H257ZM71 257H73V258H71ZM169 257H171V258H169ZM172 257H173V259H172ZM13 258L14 259L18 258V260L14 261ZM1 260H3V261L1 262ZM130 260H132V261H130ZM56 261H58L59 263L58 262L56 263ZM87 261L90 263H87ZM60 262H62V263H60ZM134 262H136V263H134ZM181 262H183V263H181Z\"/></svg>","mask_w":264,"mask_h":264},{"label":"bare ground","instance_id":"6f19581e","mask_svg":"<svg viewBox=\"0 0 264 264\" xmlns=\"http://www.w3.org/2000/svg\"><path fill=\"white\" fill-rule=\"evenodd\" d=\"M5 1H6V0H5ZM7 1H8V0H7ZM9 1H10V0H9ZM9 1H8V2H9ZM13 1H14V0H13ZM19 1H20V0H19ZM41 1H43V0H41ZM48 1H49V0H48ZM69 1H74V0H69ZM77 1H78V0H77ZM79 1H80L79 4L82 3V2H81L82 0H79ZM92 1H94V0H92ZM92 1H89V5H90V3H91V5H90L91 7H92V3L94 4L93 7H94L95 5H97V2H98V1H97L96 3H95V2H92ZM124 1H125V0H101L100 3L98 2V5H97V6H99V8H100V6H101V7H102V10H103L104 8H107V10H108V7L111 8V9H112V8H115V9H116V6L119 7V5H121ZM128 1H129V0H128ZM132 1H133V2H137L138 4H141L144 0H131V2H132ZM145 1H146V0H145ZM156 1H158V0H153L152 3H155ZM165 1H166V0H165ZM167 1H168V0H167ZM170 1H171V0H170ZM175 1H176V0H175ZM187 1H188V0H187ZM193 1H194V0H193ZM197 1L200 2L199 0H197ZM201 1L204 2V0H201ZM205 1H206V0H205ZM208 1H209V0H208ZM210 1H211V0H210ZM0 2H1V1H0ZM14 2H15V3L17 2V3L19 4V2H18L17 0H15ZM24 2H25V0H24ZM39 2H40V1H39ZM158 2H160V1H158ZM177 2H179V1L177 0ZM182 2L185 3L184 1H182ZM206 2H207V1H206ZM218 2H220V1L218 0ZM227 2H228V0H227ZM232 2L234 3V1H232ZM238 2H239V1H238ZM9 3H11V1H10ZM17 3H16V4H17ZM20 3H21V5H22L23 2L21 1ZM25 3H26V2H25ZM25 3H24V5H23L24 8H25V6H26L27 4H29V2H28L26 5H25ZM125 3H126V2H125ZM143 3H144V2H143ZM145 3H146V2H145ZM180 3H181V2H180ZM180 3H179V4H180ZM188 3H189V2H188ZM204 3H205V2H204ZM209 3H210V5L213 4V6H214V4L217 3V2H213V3H212V1H211V2H208V3H205V4H207V5L209 6ZM220 3H221V4H222V3L224 4V2H220ZM220 3H218V4H220ZM0 4L2 5L3 3H0ZM6 4H7V3H6ZM41 4L44 5L45 3L43 2V3H41ZM46 4H47V3H46ZM79 4L76 5V6L78 7ZM82 4H83V3H82ZM133 4H134V3H133ZM147 4H148V3H147ZM147 4H146V6H147ZM158 4H159V3H158ZM164 4H165V3H164ZM179 4H178V5H179ZM185 4H186V3H185ZM185 4H184V5H185ZM221 4H220V5H221ZM223 4H222V6H219V5H218V6L221 7V8H223ZM225 4H226V2H225ZM228 4H230V3L228 2ZM231 4H232V3H231ZM9 5H12V6H13L14 3H13V4H12V3H11V4H8V6H9ZM21 5H20V6H21ZM37 5H38V2H37ZM143 5H144V4H143ZM162 5H163V4H162ZM175 5H177V4H175ZM181 5H182V3H181ZM181 5H180V7H181ZM215 5H216V4H215ZM226 5H227V4H226ZM226 5H225V7H226ZM235 5H236V4H235ZM240 5H241V4H240ZM250 5H251V4H250ZM250 5H247V3H246V6H247V7H249ZM4 6H5V5H4ZM28 6H29V5H28ZM63 6H64V5H63ZM134 6H135V5H134ZM152 6H153V5H152ZM216 6H217V5H216ZM216 6H215V8H216ZM229 6H230V5H229ZM243 6H245V3H244V5H242V8H243L242 12L244 11V7H243ZM10 7H11V6H10ZM13 7H14V6H13ZM29 7H30V6H29ZM38 7H39V6H38ZM137 7H138V6H137ZM139 7H141V5H140ZM144 7H145V6H144ZM162 7H163V6H162ZM180 7H179V8H180ZM225 7H224V8H225ZM239 7H241V6H239ZM251 7L253 8L252 5H251ZM251 7H250V8H251ZM0 8H1V6H0ZM4 8L7 9L8 7L6 6V7H4ZM41 8H42V5H41ZM69 8H70V7H69ZM99 8L97 7V9H99ZM175 8H176V7H175ZM175 8H174V9H175ZM179 8H178V9H179ZM221 8H220V9H221ZM228 8H229V7H228ZM228 8H227V9H228ZM242 8H241V9H242ZM6 9H4V10L6 11ZM11 9H12V7H11ZM26 9H27V8H26ZM36 9H37V7H36ZM42 9H43V8H42ZM73 9H76V8H74V6H73V8L71 9V11H72ZM77 9H78V8H77ZM79 9H81V8H79ZM111 9H110V10H111ZM171 9H172V8H171ZM171 9H170V10H171ZM230 9H232V11H235V10H236V7L232 6ZM247 9H248V8H246L245 10H247ZM253 9H255V8H253ZM4 10H3V11H4ZM8 10H9V9H8ZM27 10H28V9H27ZM30 10H33V7H32V9H31V7H30ZM30 10H29L28 12L26 11L27 15L29 14V16H30V13H29V12H31ZM69 10H70V9H68V11H69ZM113 10H114V9H113ZM135 10H136V9H135ZM143 10H144V9H143ZM175 10H176V9H175ZM192 10H193V9H192ZM222 10H223V9H222ZM251 10H252V9H251ZM251 10H250V12L252 13ZM19 11H20V10H19ZM23 11H24V9H23ZM23 11H20V12H23ZM65 11H66V10H65ZM94 11H96V10H94ZM94 11H93V14H95ZM100 11H101V10H100ZM100 11H99V14H102L103 12L106 13V10H103L102 13H101ZM130 11H131V10H130ZM137 11H138V10H137ZM137 11H135V12L137 13ZM178 11H179V10H178ZM214 11H215V10H214ZM227 11H228V10H227ZM230 11H231V10H229V12H230ZM232 11H231V12H232ZM6 12H8V13H13V14H14V12L17 13L18 10H17V12H16V11H14V12L11 11V12H10V10H9V11H6ZM24 12H25V11H24ZM24 12H23V13H24ZM53 12H54V10H53ZM61 12H63V11H61ZM61 12H60V13H61ZM76 12H78V10H77ZM79 12H81V11H79ZM88 12L90 13V11H88ZM154 12H155V11H154ZM173 12H174V10H173ZM239 12H241V11H239ZM245 12H247V11H245ZM253 12H254V11H253ZM54 13H55V12H54ZM67 13H68V12H67ZM69 13H70V12H69ZM69 13H68V14H69ZM71 13H72V12H71ZM82 13H83V12H82ZM86 13H87V12H86ZM107 13H108V11H107ZM107 13H106V14H107ZM145 13H147L146 10H145ZM151 13H152V12H151ZM155 13H156V12H155ZM155 13H154V14H155ZM171 13H172V12H171ZM176 13H177V11H176ZM178 13H179V12H178ZM183 13H184V12H183ZM188 13H189V12H188ZM232 13H233V12H232ZM257 13H258V12H257ZM24 14H25V13H24ZM24 14H21V13H20V15H24ZM63 14H64V13H63ZM75 14H78V13H74V16H75ZM91 14H92V11H91ZM110 14L116 15V13H110ZM137 14L139 15V13H137ZM137 14H136V15H137ZM143 14H144V13H143ZM143 14H142V15H143ZM163 14H164V12H163L162 14H160L159 17H160V16L163 17ZM179 14H182V12H180ZM179 14H178V15H179ZM213 14H214V13H213ZM239 14H241V13H239ZM252 14H253V13H252ZM252 14H251V15H252ZM8 15H9V14H8ZM14 15H15V14H14ZM16 15H17V14H16ZM18 15H19V13H18ZM25 15H26V14H25ZM33 15H34V13L32 14V12H31V17H34V16L36 17V15H34V16H33ZM37 15H38V14H37ZM65 15H66V14H65ZM71 15H72V14H71ZM71 15L69 14V17H70ZM96 15L98 16L97 12H96V14H95V17H96ZM134 15H135V14H134ZM136 15H135V16H136ZM142 15H141V16H142ZM164 15H165V14H164ZM182 15L185 16V13L182 14ZM189 15H190V14H189ZM192 15H193V14H192ZM9 16H12V15H9ZM53 16H54V15H53ZM82 16H83V15H82ZM118 16L120 17L121 15H118ZM145 16H146V14H145ZM171 16H172V15H171ZM234 16H235V15H234ZM31 17H30V18H31ZM35 17H34V19H35ZM38 17H39V15H38ZM121 17H122V16H121ZM121 17H120V21H122V20H121ZM124 17H125V16H124ZM142 17H143V16H142ZM153 17H154V16H153ZM162 17H160V18H162ZM174 17H175V16H174ZM190 17H191V16H190ZM252 17H253V15H252ZM10 18H11V17H10ZM64 18H65V17H64ZM72 18H73V17H72ZM79 18H80V17H79ZM79 18H78V19H79ZM122 18H123V17H122ZM128 18H129V17H128ZM175 18L177 19V18H180V17L176 15ZM175 18H173V19H175ZM224 18L226 19L227 17L224 16ZM1 19H3V18H1ZM1 19H0V21L2 22V21H7L8 18H6V20H5V18H4V20H1ZM28 19H29V18H28ZM74 19L76 20V17H75ZM74 19H73V20H74ZM78 19H77V20H78ZM225 19H224V20H225ZM234 19H235V18H234ZM238 19H241V17H240V18L238 17ZM242 19H243V17H242ZM242 19H241V20H242ZM9 20H11V19H9ZM23 20H25V19H23ZM30 20H31V19H30ZM32 20H33V19H32ZM64 20H65V19H64ZM77 20H76V21H77ZM80 20H81V19H79V21H80ZM106 20H107V19H105L104 21H106ZM115 20H116V19H115ZM115 20H114V21H115ZM129 20H130V19H129ZM160 20H161V19H160ZM160 20H159V22H161ZM162 20H163V19H162ZM167 20L170 21L169 18H167ZM180 20H181V18H180ZM180 20L178 19V22H179V23L182 21V20H181V21H180ZM253 20H255L254 17H253L252 21H253ZM20 21H22V19H21ZM36 21H37V19H36ZM36 21H35V22H36ZM62 21H63V20H62ZM70 21H72V20H70ZM76 21H74V22H76ZM108 21H109V20H107L106 22H108ZM116 21L119 22V23L122 25V24H124V22H125L126 20H125V21L123 20V21H124V22L122 21L123 23L120 22V21H118V20H116ZM134 21H135V19H134ZM134 21H131V20H130L129 23L131 24V22L133 23ZM153 21H154V20H153ZM163 21H164V20H163ZM176 21H177V20H176ZM185 21H186V20H185ZM206 21H207V20H206ZM222 21H223V19H222ZM225 21H226V20H225ZM247 21H248V20H247ZM8 22H9V21H8ZM63 22H64V21H63ZM63 22H61L62 25H64ZM66 22H67V21H66ZM74 22H72V23L75 24ZM77 22H78V21H77ZM81 22H82V21H81ZM83 22H84V21H83ZM117 22H115V23H117ZM191 22H192L191 26L193 25V23L195 24V22H193V20H191ZM191 22H190V23H191ZM201 22H202V21H201ZM256 22H257V21H256ZM261 22H262V21H261ZM61 23H60V25H61ZM64 23H65V22H64ZM68 23H70V22H67V23H65V24H68ZM103 23H104V22H103ZM108 23L111 24V22H108ZM108 23H107V25H108ZM119 23H117V26H118ZM125 23H126V22H125ZM129 23H127V24L130 25ZM183 23H184V24H185V23L187 24V22H183ZM183 23H180V24H183ZM208 23H211L210 19L208 20ZM212 23H213V22H212ZM229 23H230V22H229ZM229 23H228V24H229ZM35 24H36V23H35ZM44 24H45V23H44ZM58 24H59V23H58ZM80 24H81V23H80ZM85 24H86V23H85ZM88 24H89V23H88ZM120 24H119V26H118L119 28H120V26H121ZM134 24H135V22H134ZM188 24H189V22H188ZM203 24H204V23H203ZM242 24H243V23H241V25H242ZM263 24H264V23H263ZM33 25H34V24H33ZM83 25H84V24H83ZM107 25H105V26L108 28L109 25H108V26H107ZM124 25H126V24H124ZM124 25H123V26H124ZM154 25H156L155 22H154ZM154 25H153V26H154ZM196 25H197V24H196ZM201 25H202V24H201ZM230 25H231V24H230ZM236 25H237V24H236ZM249 25H250V24H249ZM254 25H255V24H254ZM47 26L49 27L50 24H49V25H46V27H47ZM86 26H87V25H86ZM115 26H116V25H115ZM117 26H116V27H117ZM149 26H150V25H149ZM188 26H189V25H188ZM188 26H187V27H188ZM191 26H190V27H191ZM237 26H239V25H237ZM242 26H245V25L243 24ZM251 26H252V25H251ZM24 27H25V26H24ZM26 27L28 28V25H27ZM31 27H32V26H31ZM35 27H37V26H33V30L35 29ZM53 27H54V26H53ZM70 27H73V28H74V26H70V25H69V28H70ZM83 27H84V26H83ZM106 27H105V30H106ZM116 27H115V28H116ZM197 27H198V26H197ZM204 27H206V24H205ZM240 27H241V26H240ZM246 27H247V26H246ZM49 28L52 29V27H49ZM77 28H78V27L75 26V29H77ZM81 28H82V27H81ZM81 28H80V26H79V29H80V30H78V31H80V32L83 34L84 31L86 30V28H85L84 30L81 29ZM110 28H113L112 25L110 26ZM125 28H126V27H125ZM160 28H161V26H160ZM169 28H170V27H169ZM169 28H168V29H169ZM200 28H201V27H200ZM230 28H231V27H230ZM23 29H25V28H23ZM29 29H31V30H29V32H32V28H30V26H29ZM37 29L40 30V27L37 28ZM46 29H47V28H46ZM46 29H45V30H46ZM64 29H65V28H64ZM67 29H68V28H67ZM67 29H66V30H67ZM75 29H72V30L76 31ZM102 29H104V28H102ZM102 29H101V30H102ZM120 29H121V28H120ZM122 29H123V28H122ZM122 29H121V30H122ZM146 29H147V28H146ZM150 29H151V28H149V32L151 31ZM155 29H156V27H155ZM162 29H163V28H162ZM168 29H167V27L165 28V30H168ZM206 29H207V27H206ZM206 29H203V30H206ZM208 29H209V28H208ZM208 29H207V30H208ZM228 29H229V28H228ZM236 29H238V28H236ZM5 30L9 31L8 29H5ZM13 30H14V29H13ZM35 30H36V29H35ZM41 30H42V29H41ZM41 30H40V33L42 32ZM47 30H48V29H47ZM49 30H50V29H49ZM68 30H69V29H68ZM72 30L70 29V31H71L72 33H75V32L72 31ZM111 30H112V29H111ZM140 30H141V29H140ZM157 30H159V27H158ZM191 30H192V28H191ZM191 30H190V31H191ZM195 30H198V29H195ZM199 30H200V29H199ZM203 30H202V31H203ZM11 31H12V30H11ZM27 31H28V29H27ZM27 31H26V33H25L26 36H27V34H29V32H27ZM60 31H61V30H60ZM87 31L90 32V29L86 30V32H87ZM98 31H100V30H98ZM109 31H110V29H109ZM118 31H120V30H118ZM118 31H117V32H118ZM152 31H153V29H152ZM163 31H164V30H163ZM168 31H169V30H168ZM172 31H173V30H172ZM174 31H175V30H174ZM234 31H235V30H234ZM234 31H233V32H234ZM22 32H23V31H22ZM22 32H21V33H22ZM45 32H46V31H45ZM56 32H58V31L55 30V32H54L53 35H55ZM61 32H62V31H61ZM88 32H87V36H88ZM100 32H101V31H100ZM100 32L98 33L99 35L103 34V33H104V30H102L103 33H102V32L100 33ZM105 32H106V31H105ZM112 32H113V31H112ZM115 32H116V31L114 30L113 33H115ZM123 32H124V31H123ZM149 32L147 33V31H146L147 34H149ZM160 32H161V31H160ZM160 32H158V33L160 34ZM194 32H195V31H194ZM230 32H231V31H230ZM230 32H229V33H230ZM8 33H10V31H9ZM13 33H15V30L13 31ZM16 33L18 34L17 31H16ZM16 33H15V35H16ZM23 33H24V32H23ZM46 33H47V32H46ZM46 33H45V34H46ZM77 33H79V32H77ZM77 33H75L74 35H77ZM81 33H79V34H81ZM96 33H97V31H96ZM108 33H109V32H108ZM113 33H112V34H113ZM143 33H144V32H143ZM151 33H152V32H151ZM153 33H154V32H153ZM169 33H173V32L169 31ZM200 33H201V32H200ZM203 33H204V31L202 32V34H203ZM231 33H232V32H231ZM231 33H230V34H231ZM236 33H237V32H236ZM10 34L12 35V33H10ZM25 34H24V35H25ZM30 34H31V33H30ZM33 34H34V32H33ZM61 34H62V33H61ZM79 34H78V35H79ZM91 34L93 35V33H91ZM91 34H90V35H91ZM115 34H116V33H115ZM115 34H114V35H115ZM120 34H122V33H120ZM161 34H162V33H161ZM190 34H193V33L190 32ZM233 34H234V33H233ZM46 35H47V34H46ZM46 35H45V36H46ZM50 35H51V38L53 39L52 34H50ZM50 35H49V36H50ZM56 35H57V34H56ZM70 35H73V34H71V33L68 34V36H70ZM122 35H124V34H122ZM122 35H121V36H122ZM150 35H152V34H150ZM195 35H196V34H195ZM195 35H191L192 37L190 36V37H191L190 41H192V42H187V44H186L187 46H188V45L191 46V44H195V42L197 41V38H195ZM197 35H198V34H197ZM207 35H210V34L208 33ZM218 35L220 36L221 34H218ZM218 35H216V36H218ZM16 36H17V35H16ZM26 36H25V37H26ZM49 36H48V39H51ZM66 36H67V35H66ZM105 36L108 37L107 34H105ZM126 36H127V35H126ZM146 36H147V35H146ZM153 36H154V35H153ZM158 36H159V35H158ZM202 36H203V35H202ZM228 36H229V35H228ZM247 36H250V35H247ZM10 37H11V36H10ZM12 37H13V36H12ZM12 37H11V38H12ZM54 37L57 38L56 36H54ZM60 37H61V36H60ZM64 37H65V36H64ZM64 37H63V38H64ZM76 37H77V36H75V38H76ZM85 37H86V36H85ZM88 37H89V36H88ZM94 37H95V36H94ZM106 37H105V38H106ZM110 37H112L111 34H110ZM155 37H156V36H155ZM207 37H209V36H207ZM207 37L204 36V40H203V41H204V44H205L206 42L210 43V42H209L210 40L208 41V40H207ZM214 37H215V36H214ZM230 37H231V35H230ZM233 37H234V36H233ZM253 37H255V36H253ZM253 37H252V38H253ZM31 38H32V37H31ZM31 38H30V39H31ZM81 38H84L83 35H81ZM124 38H125V37H124ZM137 38H138V37H137ZM141 38H142V37H141ZM144 38L147 39V37H144V36H143V39H144ZM157 38H159V37H157ZM157 38H156V39H157ZM216 38H218V37H216ZM234 38H236V37H234ZM246 38H247V37H246ZM8 39H9V37H7V41H9ZM12 39H13V38H12ZM14 39H16V38L14 37ZM28 39H29V37H28ZM28 39H27V40H28ZM70 39H71V38L69 37V40H70ZM85 39H86V38H85ZM93 39H94V38H93ZM109 39H110V38H109ZM138 39H139V38H138ZM143 39H142V41H143ZM156 39L154 40L155 43H157V44H158L159 46H161V48L163 49L162 53L158 54V56H159L158 58H161V57H163V56L165 57L166 55L174 56V57H175V56H178V55L180 54L181 51H180V49H179V46H180V43H179V42H178V44H177V42L175 41V42H171L170 44H167V45H166V44H164V43H161V42L157 41ZM164 39H165V38H164ZM65 40H66V39H65ZM67 40H68V39H67ZM69 40H68V41H69ZM71 40H72V39H71ZM140 40H141V39H140ZM165 40H166V39H165ZM201 40H202V39H201ZM233 40H235V39H233ZM244 40H245V39H244ZM0 41H1V40H0ZM13 41H14V42H13V46H14L15 40H13ZM30 41H31V40H30ZM62 41H63V40H62ZM82 41H83V39H82ZM102 41H103V40H102ZM123 41H124V40H123ZM147 41H148V39H147ZM162 41H163V40H162ZM187 41H188V40H187ZM193 41H194V42H193ZM223 41H224V40H223V38H222V42H223ZM242 41H243V39H242ZM2 42H3V41H2ZM9 42H12V40H10ZM21 42H23V41L21 40ZM24 42H29V41H24ZM64 42H65V41H64ZM72 42H73V41H72ZM92 42H93V41H92ZM92 42H91V43H92ZM94 42H95V41H94ZM137 42H138V41H137ZM152 42H153V41H152ZM185 42H186V41H185ZM198 42H199V41H198ZM198 42H196V43H198ZM213 42H214V41H213ZM213 42H212V43H213ZM231 42H232V41H231ZM231 42L229 41V43H231ZM30 43H31V42H30ZM32 43H33V42H32ZM62 43H63V42H62ZM65 43H67V41H66ZM68 43H71V41H69ZM140 43H142V42H140ZM149 43H151V40H150ZM153 43H154V42H153ZM200 43H201V42H200ZM202 43H203V42H202ZM214 43H215V42H214ZM238 43H239V42H238ZM240 43H241V44H240L241 47L245 48V49L247 50V52L249 53V55L252 57L251 59L254 60V57H255V56H254V53H255V50H258L260 43H259V42H258L259 44L255 43V42L252 43V41H251V39H250L249 37H248V39H246L245 41L240 42ZM8 44H9V43H8ZM22 44H23V43H22ZM26 44H27V43H25V45H26ZM114 44H115V43H114ZM116 44H117V43H116ZM121 44H122V40H121ZM126 44H127V43H126ZM142 44H144V43H142ZM198 44H199V43H198ZM204 44H201V45L203 46ZM234 44H235V43H234ZM30 45H31V44H30ZM67 45H68V44H67ZM92 45H93V43H92ZM92 45H90V46H92ZM101 45H102V44H101ZM133 45H134V44H133ZM133 45H131V46L133 47ZM144 45H145V44H144ZM144 45H143V46H144ZM218 45H219V44H218ZM236 45H237V43H236ZM7 46H8V45H7ZM13 46H12V48H13ZM21 46H22V45H21ZM31 46L34 47V44L31 45ZM62 46H63V45H62ZM118 46H122V45H120V41H119V43H118ZM126 46H127V45H126ZM204 46H205V45H204ZM238 46H239V45H238ZM24 47H25V46H24ZM27 47H29V45H28ZM59 47H60V46H59ZM96 47H97V45H96ZM96 47L93 48V50H92L93 52H94V49H95V51H99V50H100L99 48H97V49H99V50H97ZM99 47L101 48V46H99ZM124 47H125V46H124ZM139 47L141 48L140 45H139ZM151 47H152V46H151ZM216 47H217V46H216ZM216 47H214V48H216ZM8 48H9V47H8ZM8 48H7V49H8ZM12 48H10V49L12 50ZM17 48H18V46H17ZM17 48H15V49H17ZM25 48H26V47H25ZM61 48H62V47H61ZM77 48H78V47H77ZM115 48H116V47H115ZM118 48H119V47H118ZM120 48H121V47H120ZM120 48L117 49V50H120ZM126 48H127V47H125V50H126ZM142 48L144 49V47H142ZM154 48H155V46H154ZM183 48H185V47L183 46ZM207 48L209 49L210 47H207ZM10 49H8V50H10ZM20 49H21V48H20ZM29 49H30V48H28L27 50H29ZM31 49H32V48H31ZM128 49H130V47H128ZM143 49H142V50H143ZM192 49H193V47H192ZM211 49H212V48H211ZM17 50H18V49H17ZM23 50H24V49H23ZM75 50H76V48H75ZM75 50H74V48H73V49H69V48H65V47H63V49H62V51H61V52H62V59H61V60H62L63 64H64V63L67 64V62L69 61V60H67L68 57L70 56L69 54H71V53L74 54V53H75ZM78 50H79V49H78ZM78 50H77V51H78ZM114 50H115V49H114ZM130 50H131V49H130ZM139 50H140V49H139ZM142 50H141V51H142ZM155 50H156V49H155ZM194 50H195V49H193L192 51H194ZM262 50H263V49H262ZM40 51H41V49H40ZM42 51H43V50H42ZM77 51H76V52H77ZM81 51H82V50H81ZM83 51H84V52L86 51V50L84 49V47H83ZM87 51H89V49H88ZM120 51H121V50H120ZM122 51H123V50H122ZM260 51H261V50H260ZM0 52H1V51H0ZM29 52H30V51H29ZM44 52H45V51H44ZM46 52H48V51H46ZM90 52H91V51H90ZM113 52H114V51H113ZM115 52H116V51H115ZM189 52H191V51H189ZM195 52H196V50H195ZM14 53H15V50H14ZM25 53H28V52L25 51ZM25 53H24V54H25ZM48 53H49V52H48ZM48 53H45V54H48ZM58 53H59V52H58ZM82 53H83V52H82ZM82 53H81V54H82ZM86 53H88V52H86ZM91 53H92V52H91ZM91 53H90V55H91ZM94 53H96V52H94ZM94 53H92L93 56H90V57H95V56H94V55H95ZM97 53H98V52H97ZM97 53H96V55H97ZM116 53H117V52H116ZM138 53H139V52H138ZM232 53H233V52H232ZM259 53H260V52H259ZM8 54H9V53H8ZM17 54H18V53H17ZM17 54H16V55H17ZM29 54H30V53H28V54H26V55L28 56ZM49 54H50V53H49ZM67 54H68V57H67ZM83 54H84V53H83ZM100 54H101V53H100ZM113 54H114V53H113ZM128 54H129V53H128ZM150 54H151V53H150ZM152 54H153V53H152ZM210 54H211V53H210ZM228 54H229V53H228ZM16 55H14V56H16ZM26 55H25V56H26ZM32 55H33V54H32ZM32 55H31V59H32ZM87 55H89V53L86 54V58H87ZM107 55H108V54H107ZM109 55H110V54H109ZM111 55H112V53H111ZM116 55H117V54H116ZM124 55H125V54H124ZM136 55H137V54H136ZM139 55H140V54H139ZM188 55H190V53H189ZM27 56H26V57H27ZM33 56H37V55H33ZM39 56H40V55H39ZM39 56H38V57H39ZM74 56H75L74 58H75V62H76V61H78V60L76 59V57H77V58L80 57V53H79V56H76V55H74ZM148 56H149V55H148ZM201 56H203V55H201ZM206 56H207V55H206ZM210 56H211V55H210ZM253 56H254V57H253ZM11 57H13V54H12ZM23 57H24V55H23ZM40 57H41V56H40ZM90 57H88V58H90ZM110 57H111V56H110ZM112 57H113V56H112ZM119 57H120V56H119ZM139 57H140V56H139ZM150 57H151V55H150ZM153 57H154V58H153ZM153 57H152L153 60H150L151 62H153L154 60H156V57H157V56L155 57L154 54H153ZM187 57H188V56H187ZM194 57H195V56H194ZM9 58H10V57H9ZM33 58H34V57H33ZM71 58H72V57H71ZM74 58H73V59H74ZM102 58H103V57H102ZM102 58H101V59H102ZM105 58H107V57H104L103 60H105ZM115 58H116V57H115ZM165 58H166V57H165ZM172 58H173V57H172ZM177 58H178V57H177ZM189 58H192L191 55L189 56ZM201 58H202V57H201ZM203 58H204V57H203ZM205 58H206V57H205ZM207 58H209V57H207ZM216 58H217V57H216ZM5 59H6V58H5ZM11 59H12V58H11ZM14 59H17V58L14 57L13 60H14ZM19 59H20V57H19L17 60H19ZM22 59H23V58H22ZM35 59H36V58H35ZM37 59H38V58H37ZM118 59H119V58H118ZM118 59H117V60H118ZM137 59H138V58H137ZM137 59H135L136 62H137ZM142 59H143V58H142ZM147 59H148V58H147ZM163 59H164V58H163ZM193 59H194V58H193ZM195 59H196V58H195ZM209 59H211V58H209ZM32 60H33V59H32ZM32 60H31V62H32ZM39 60H40V59H39ZM128 60H129V59H128ZM144 60H145V59H144ZM161 60H162V59H161ZM161 60H160V61H161ZM164 60H166V59H164ZM173 60H174V59H173ZM8 61H9V60H8ZM24 61H25V60H24ZM24 61H23V63H24ZM29 61H30V58H29ZM34 61H35V60H34ZM66 61H67V62H66ZM70 61H71V60H70ZM70 61H69V64H70ZM108 61H109V60H108ZM114 61H116V59H115ZM150 61L148 60V62H150ZM166 61H168V60H166ZM180 61H181V59H180ZM182 61H183V60H182ZM207 61H208V60H207ZM209 61H210V60H209ZM209 61H208V62H209ZM31 62H29V64H30ZM62 62H60V63L62 64ZM73 62H74V60H73ZM106 62H107V61H106ZM118 62H119V61H117V63H118ZM127 62H128V61H127ZM127 62H126V64H127ZM129 62H130V60H129ZM131 62H132V61H131ZM138 62L140 63V61H138ZM178 62H179V61H178ZM203 62H204V61H203ZM258 62H259V61H258ZM5 63H6V62H5ZM34 63H35V62H33L32 65H33ZM39 63H40V62H38V64H37V63L34 64V65L36 66V67L34 66V69L37 68V67H40V66H37V65H39ZM77 63H79V62H77ZM102 63H103V61H102ZM113 63H114V65L116 64L115 62H113ZM168 63H169V62H168ZM168 63H166V62H162V63H161V66H162V70H163V72L161 71L158 75H156L155 88L152 87V88H154V93H153V94H155L156 96H159V94H158L156 91L159 92L160 90H163L164 87L166 88V86L173 87V86H175V85L180 84V85H182V86L185 85V87H186V85L188 86V84H190V83H191V85H193V83L190 82V80H192L193 77L195 78V76H193V77L189 80L188 73H187L188 70L186 71V70L184 69V67L181 66L180 64H179V66L177 67L178 63H177V65L175 66L176 69L174 70V67H172L173 65H172V66H170V65L168 66ZM213 63H214V62H213ZM255 63H256V62H255ZM1 64H2V63H1ZM71 64H72V61H71ZM71 64H70V65H71ZM73 64H75V63H73ZM120 64H121V63H120ZM122 64H123V63H122ZM148 64H149V63H148ZM150 64H151V63H150ZM252 64H253V63H252ZM2 65H3V64H2ZM2 65H0V70L2 69V68H1ZM6 65H8V64H6ZM44 65H46V64H44ZM47 65H48V64H47ZM47 65H46V67H45V66H44V67L47 68L48 66H50V64H49L48 66H47ZM64 65H65V64H64ZM83 65H85V64H83ZM86 65H87V64H86ZM102 65H103V64H102ZM106 65H108V63L105 64V66H106ZM109 65H110V64H109ZM128 65H129V64H128ZM156 65H157V64H156ZM198 65H199V64H198ZM202 65H203V64H202ZM212 65H213V64H212ZM217 65H218V64H217ZM3 66H4V65H3ZM24 66H25V65H24ZM27 66H28V65H27ZM27 66H26L25 68H27ZM29 66H30V65H29ZM29 66H28V67H29ZM51 66H52V65H51ZM58 66H59V65H58ZM60 66H61V65H60ZM73 66H74V65H73ZM94 66H95V65H94ZM116 66H117V65H116ZM123 66H124V65H123ZM123 66H120V67H123ZM161 66H160V67H161ZM200 66H201V65H200ZM226 66H227V65H226ZM255 66H256V65H255ZM31 67H32V66H30V69H29L28 71H27V69H26V71L29 72V73H30L31 71L33 72V69H31ZM69 67L72 68V66H69ZM84 67H88V66H84ZM84 67H83V68H84ZM98 67H102L101 64L98 65ZM98 67H97V68H98ZM114 67H115V66H114ZM117 67H119V66H117ZM117 67H116V68H117ZM154 67H155V66H154ZM154 67H151V68H154ZM219 67H220V66H219ZM257 67H258V66H257ZM48 68H49V67H48ZM50 68L52 69L53 67H50ZM50 68H49V69H50ZM54 68H55V67H54ZM59 68H60V67H59ZM79 68H80V67H79ZM97 68H94V69H97ZM102 68L104 69V66H103ZM106 68H107V67H106ZM106 68H105V69H106ZM112 68H113V67H112ZM139 68H140V67H139ZM155 68H156V67H155ZM155 68H154V69H155ZM193 68H194V67H192V69H193ZM196 68H198V71L200 70V69H199V66L196 67ZM196 68H195V69H196ZM202 68H203V67H201V70H202ZM221 68H222V67H221ZM224 68H225V67H224ZM224 68H223V69H224ZM248 68H249V67H248ZM9 69H10V68H9ZM9 69H8L7 71H9ZM38 69H39V68H37V71H39ZM61 69H62V68H61ZM81 69H82V68H81ZM86 69H88V68H86ZM98 69H99V68H98ZM133 69H134V68H132V70H133ZM135 69H136V68H135ZM135 69H134V70H135ZM137 69H138V68H137ZM154 69H152V70H154ZM159 69H160V68H159ZM159 69H158V70H159ZM186 69H187V67H186ZM195 69H194V70H195ZM209 69H210V68H209ZM209 69H208V70H209ZM3 70H4V69H3ZM12 70H13V69H12ZM14 70H15V69H14ZM35 70H36V69H35ZM41 70H42V69H41ZM69 70L71 71V69H69ZM82 70L84 71V69H82ZM89 70H90V69H89ZM89 70H85V73L82 72V75H84V74L87 75L88 73H86V71L90 72ZM101 70H102V69H101ZM142 70H143V69H142ZM145 70H146V69H144V71H145ZM149 70L151 71V69H149ZM149 70L146 71V72H149ZM201 70H200V71H201ZM248 70H249V69H248ZM10 71H11V69H10ZM17 71H18V70H16V72H17ZM43 71H44V70H43ZM53 71H54V70H53ZM61 71H62V70H61ZM97 71H98V70H97ZM111 71H112V70H111ZM123 71H124V70H123ZM135 71H136V70H135ZM137 71H139V70H137ZM140 71H141V69H140ZM140 71H139V72H140ZM200 71H199V72H200ZM4 72H5V71H4ZM34 72H36V71H34ZM41 72H42V71H40V73H38V76H39V74H41ZM62 72H63V71H62ZM79 72H80V70H79ZM79 72H78V73H79ZM98 72H99V73H102V71L100 72V70H99ZM116 72H119V71L116 70ZM116 72H115V73H116ZM128 72H129V71H128ZM128 72H127V73H128ZM155 72H156V71H154V75H155ZM157 72H158V71H157ZM202 72H203V70H202ZM229 72H230V71H229ZM2 73H3V72H2ZM8 73H10V72H8ZM8 73H7V74H8ZM14 73H15V72H14ZM29 73H28V74H29ZM70 73H71V72H70ZM78 73H77V74H78ZM83 73H84V74H83ZM91 73H92V72H91ZM93 73H94V72H93ZM93 73H92V74L89 73L88 76H89V75H90V76H91V75L94 76V74H95L96 72H95L94 74H93ZM99 73H98V74H99ZM150 73H151V72H150ZM220 73H221V71H220ZM222 73H224V71H223ZM227 73H228V71H227ZM0 74H1V72H0ZM45 74H46V72H45ZM45 74H44V75H45ZM48 74H49V73H48ZM79 74H80V75H79ZM79 74H78V75H79L78 77L81 78V72H80ZM112 74H113V73H112ZM119 74H120V73H119ZM130 74H131V73H130ZM139 74H140V73H139ZM139 74H138V75H139ZM151 74H152V73H151ZM1 75L3 76V74H1ZM5 75H6V74H5ZM13 75H14V74H13ZM25 75L27 76V74H25ZM62 75H64V74H61V76H62ZM189 75H191V74H189ZM193 75H194V74H193ZM198 75H201V74L198 73ZM222 75H223V74H222ZM233 75H234V74H233ZM28 76H29V75H28ZM30 76H31V75H30ZM41 76H43V75H41ZM51 76H52V75H51ZM61 76L58 75V78L60 77V78H59L60 81L62 80V77H63V76H62V77H61ZM67 76H68V75H67ZM90 76H89V78L92 77V76H91V77H90ZM108 76H110V75H108ZM120 76H121V75H120ZM126 76H127V75H126ZM130 76H131V75H130ZM196 76H197V74H196ZM17 77H19V76H17ZM33 77H34V76H33ZM49 77H50V76H49ZM54 77H55V76H52V77H50V78L53 79ZM64 77H65V76H64ZM64 77H63V78H64ZM84 77H87V76H84ZM123 77H124V76H123ZM143 77H144V76H143ZM147 77H148V76H147ZM30 78H31V77H30ZM36 78L38 79V77L35 76V79H36ZM68 78H69V77H68ZM71 78H72L73 82L70 83V84H71V86H72L73 88L76 89L78 95H79V93H80L79 90L84 91V93H88V94H90L89 92H90V90H91L92 88H91V89L88 88L89 86H87L86 80H85V85H84V84H83L84 81H83V82H80V81L78 82V78H77V75H76V74H75V78H74V76H73V77L71 76ZM82 78H83V77H82ZM82 78H81V79H82ZM108 78H109V77H108ZM114 78H115V77H114ZM114 78H112V76H111V79L115 80ZM127 78H128V77H127ZM137 78H138V77H137ZM227 78H228V77H227ZM256 78H257V77H256ZM5 79H6V78H5ZM7 79H8V78H7ZM14 79H15L14 81L16 82V81H17L16 78H14ZM31 79L33 80V78H31ZM39 79L41 80L40 77H39ZM39 79H38V80H39ZM86 79H87V78H86ZM97 79H98V78H97ZM109 79H110V78H109ZM134 79H135V78H134ZM141 79H142V78H141ZM141 79H139V81H140ZM262 79H263V78H262ZM262 79H261V80H262ZM8 80H10V79H8ZM8 80H7V81H8ZM53 80H54V79H53ZM87 80H89V79H87ZM98 80H99V79H98ZM113 80H112V81H113ZM142 80H143V79H142ZM214 80H215V79H214ZM220 80H222V79H220ZM258 80H259V78H258ZM42 81H43V80H42ZM42 81H41L40 83L43 84ZM100 81H101V79H100ZM100 81H99V82H100ZM120 81H121V80H120ZM130 81L132 82V79H130ZM137 81H138V80H137ZM148 81H149V80H148ZM152 81H153V80H152ZM34 82H35V81H34ZM34 82H33V84L30 82V83L32 84L31 86L34 85ZM45 82H47V81H45ZM105 82H106V81H105ZM108 82H109V80H108ZM108 82H107V83H108ZM110 82H111V81H110ZM142 82H143V81H142ZM193 82H194V81H193ZM212 82H213V80H212ZM223 82H224V81H223ZM227 82H229V81H227ZM263 82H264V81H263ZM65 83H66V82H65ZM78 83H80V84H78ZM81 83H82V84H81ZM91 83H92V81H91ZM91 83H90V84H91ZM95 83H96V82H95ZM95 83H94V84H95ZM97 83H98V82H97ZM103 83H104V80H103ZM103 83H102V84H103ZM107 83H106V84H107ZM127 83H128V82H127ZM127 83H126V85H127ZM145 83H146V81H145ZM152 83H153V82H152ZM198 83H199V82H198ZM198 83H196V84H198ZM200 83H201V82H200ZM204 83L206 84V82H204ZM204 83H203V84H204ZM208 83H209V82H208ZM16 84L18 85V84H20V83L17 82ZM37 84H39V83H36L35 85H37ZM99 84H100V83H99ZM102 84H101V85H102ZM104 84H105V83H104ZM106 84L103 85V86H105V88H108V86H107ZM132 84H133V83H132ZM134 84H136V83H134ZM196 84H195V82H194V88L198 86L200 90H202L203 92H205L204 94L208 95V99H211V101H212L213 103H219V102H222V101H221V100H222L221 98H223V97H222V93H223V92H221V90H218V89L216 90L215 88L210 87V84H211V83L209 84V86H208V85H205V84H204V85L202 84V85H200V86H199V84H198L197 86H195ZM221 84H222V83H221ZM260 84H262V82H261ZM14 85H15V84H14ZM29 85H30V84H29ZM29 85H28V86H29ZM44 85H45V83H44ZM46 85H47V84H46ZM46 85H45V86H46ZM110 85H111V84H110ZM115 85H116V84H115ZM130 85H131V84H130ZM130 85H129V86H130ZM12 86H13V84H12ZM28 86H27V88H29ZM38 86H41V85H37V87H38ZM45 86H43V89H42L41 87H39V90L43 91V92L45 93L44 95H47V96L50 95L51 98L49 97V98L46 99V101L48 100V101H47V104H48L49 101H50V102H53L54 105L57 104L56 102L61 103V102L65 99V98H63V97L65 96L64 94H68V93H70V92H68V91H65L66 88H65V90H62V89H63V88H62V89H58V91H59V90H62V91H60V92L58 93V95H56V94H53V93H52V91H53L52 88H53V87H52V88L50 87L51 89L49 88V89L47 90V89L44 88ZM86 86H87V87H86ZM95 86H97V84H96ZM103 86H102L101 88H103ZM106 86H107V87H106ZM127 86H128V85H127ZM140 86H141V85H140ZM7 87H8V86H7ZM10 87H11V86L8 87L9 90L11 89ZM13 87H14V86H13ZM25 87H26V86H25ZM35 87H36V86H35ZM69 87H70V86H69ZM92 87H94V86H92ZM109 87H110V86H109ZM111 87H112V85H111ZM111 87H110V88H111ZM137 87H138V86H137ZM145 87H146V86H145ZM148 87H151V86L148 85ZM148 87H147V89H148ZM169 87H168V88H169ZM189 87H190V86H189ZM191 87H193V86H191ZM198 87H197V88H198ZM219 87H220V86H219ZM253 87H254V86H253ZM23 88H24V86H23ZM30 88H31V87H30ZM30 88H29V89H30ZM67 88H68V86H67ZM73 88H72V90H73ZM99 88H100V86H99ZM105 88H103V89H101V90H104ZM128 88H129V87H128ZM142 88H143V86H142ZM152 88H149V89H151V91H152ZM168 88H167L166 91H164L163 93L167 92ZM180 88H181V87H180ZM217 88H218V87H217ZM232 88H233V87H231V89H232ZM3 89H5V88H2V90H3ZM6 89H7V88H6ZM21 89H22V88H21ZM21 89H20V90L18 89V91L15 90V91L17 92V94H18V93L20 94L21 91H23V89H22V90H21ZM33 89H34V88H33ZM56 89H57V88H56ZM69 89H70V88H69ZM87 89H90L89 92L87 91ZM96 89H97V88H96ZM114 89H115V88H114ZM126 89H127V88H126ZM132 89H133V88H132ZM138 89H139V88H138ZM138 89H137V90H138ZM143 89H144V88H143ZM145 89H146V88H145ZM169 89H170V88H169ZM177 89H178V88H177ZM220 89H221V87H220ZM226 89H227V87H226ZM35 90H36V89H35ZM37 90H38V89H37ZM37 90H36V91H37ZM49 90H51V91H49ZM98 90H99V89H98ZM111 90H112V88H111ZM111 90H110V91H111ZM129 90H130V89H129ZM155 90H156V91H155ZM223 90H224V89H223ZM223 90H222V91H223ZM228 90H229V89H228ZM251 90H252V89H251ZM257 90H258V89H257ZM58 91H57V92H58ZM76 91H74V92H76ZM119 91H120V89H119ZM119 91H118V92H119ZM123 91H124V89H123ZM127 91H128V90H127ZM134 91H135V90H134ZM142 91H143V90H142ZM175 91H176V90H175ZM175 91H174V92H175ZM225 91H226V90H225ZM252 91H253V90H252ZM10 92H11V90H10ZM16 92H14V93H16ZM114 92H115V91H114ZM132 92H133V90H132ZM138 92H139V91H138ZM155 92H156L158 95H157ZM160 92H161V91H160ZM160 92H159V93H160ZM197 92H198V91H197ZM239 92H240V91H239ZM6 93H7V92H6ZM51 93H52L55 97L51 96V95H52ZM62 93H63L64 96H62ZM72 93H73V92H72ZM97 93H98V92H97ZM112 93H113V92H112ZM115 93H116V92H115ZM115 93H114V95H116ZM128 93H131V92L129 91V92H127L126 94H128ZM134 93H136V91H135ZM140 93H141V92H140ZM149 93H150V92H149ZM249 93H250V92H249ZM252 93H253V92H252ZM1 94H2V93H1ZM7 94H8V93H7ZM7 94H6V95H7ZM60 94H61V97L59 96ZM81 94H83V92H82ZM106 94H107V93H105L104 95H106ZM126 94H125V95H126ZM137 94H138V93H137ZM137 94H136V95H137ZM161 94H162V92H161ZM178 94H179V93H178ZM198 94H199V93H198ZM261 94H262V93H261ZM90 95H91V94H90ZM94 95H95V94H94ZM97 95H98V94H97ZM97 95H95V99H94V100H96V96H97ZM99 95H101V93H100ZM99 95H98V96H99ZM108 95H110V94L108 93ZM144 95H145V94H144ZM179 95H180V94H179ZM242 95H243V93H242ZM2 96H3V95H2ZM102 96H103V94H102ZM117 96H118V94H117ZM117 96H116V97H113V95H112V98H111V96H109V97H108V96H104V97H108V98H110V99L107 98V99L110 100V101H112V99L114 98L113 101L116 103L115 106H117V107H115V108H119V109H117L118 111L120 110L119 113L124 114L125 116H130V117L132 118V121H133V122H132V126L130 127V128H132V130H133L132 132H135V133H136V132H137V133L140 132V133H141V130L143 131V129H142L141 127H144V126L146 125L145 123H144L145 125H143V121H147L148 118H151V116H152V119H153V117H155V116H154L155 113H151V112H150L151 114L148 115V113H149V112L147 111L148 109L146 110L148 113L144 112V110L139 109V108L137 107L138 104H137L136 101H135V102H136V105H137V106H134V107H133V105H134V104H133L132 106L130 105L129 107H127V106H126V107H122V105H121L122 101H121V103H120V101L118 100ZM132 96H133V95H132ZM138 96H139V97H138ZM138 96H136V97H138V98L140 99V95H139V94H138ZM150 96H151V95H150ZM202 96H203V95H202ZM85 97H86V96H85ZM143 97H145V96H143ZM143 97H142V98H143ZM159 97H161V96H159ZM246 97H247V96H246ZM4 98H5V97H4ZM4 98H2L3 101H4ZM8 98H9V97H8ZM42 98H44V97H42ZM69 98H70V97H69ZM77 98L79 99L78 96L74 95V97H72L71 99H72V101H78ZM227 98H228V97H227ZM227 98H226V100H227ZM242 98H243V97H242ZM2 99H1V101H2ZM67 99H68V98H67ZM71 99H70V100H71ZM87 99H88V98H87ZM87 99H85V100L87 101ZM89 99H90V98H89ZM91 99H92V98H91ZM91 99H90V100H91ZM139 99H138V100H139ZM158 99H160V98H158ZM161 99H162V98H161ZM161 99H160V100H161ZM169 99H170V98H169ZM172 99H173V98H172ZM230 99H231V98H230ZM240 99H241V98H240ZM31 100H32V98H31ZM35 100H36V99H35ZM65 100H66V99H65ZM80 100H81V99H80ZM90 100H88V101L90 102ZM104 100H105V99H104ZM127 100H128V98H127ZM129 100H130V99H129ZM129 100H128V102H129ZM140 100H141V99H140ZM178 100H179V99H178ZM8 101L10 102V100L7 99V102H8ZM86 101H85V102H86ZM106 101H107V100H106ZM163 101H164V100H162V102H163ZM165 101H166V100H165ZM183 101H184V100H183ZM224 101H225V100H224ZM248 101H249V100H247V102H248ZM7 102H6V103H7ZM13 102H14V101H13ZM18 102H19V101H18ZM30 102H31V101H30ZM50 102H49V104H50ZM80 102H81V101H80ZM89 102H88V103H89ZM91 102H92V101H91ZM135 102H134V103H135ZM138 102H139V101H138ZM142 102H143V101H142ZM154 102H156V100H155ZM157 102H158V101H157ZM194 102H195V101H194ZM228 102H229V101H227V103H228ZM256 102H257V101H256ZM256 102H255V103H256ZM3 103H4V102H3ZM38 103H39V102H38ZM55 103H56V104H55ZM76 103L80 105V103H78V102H76ZM76 103H75V105H77ZM83 103H84V102H83ZM109 103H110V102H109ZM112 103H113V102H112ZM132 103H133V102H132ZM132 103H131V104H132ZM159 103H160V101H159ZM166 103H167V102H166ZM171 103H172V102H171ZM177 103H178V102H177ZM177 103H175V104H177ZM188 103H189V100H188ZM188 103H184V102H183V103H181V104L179 103L178 105H173V104H171V105H167V104H166V105H165V108H166L165 110H167V111L164 112V116H163V112L161 113L162 110L158 112V113L162 114V117H164L163 119L166 120V122L168 123V125L172 126V127L174 128V130H176L175 132L180 131V132H182V134H184V130H185L186 128L188 129L189 126H190V124H193L192 121H193L196 117H198V116H200V115H204V113H203L204 111L201 109V107H199L201 103H199V105H198V102H197L196 104L194 103L193 106H191V105L188 104ZM231 103H233V101H231ZM263 103H264V102H263ZM0 104H1V102H0ZM39 104H40V103H39ZM71 104H72V103H71ZM99 104H100V102H99ZM113 104H114V103H113ZM123 104H124V102H123ZM126 104H127V103H126ZM142 104H143V103H142ZM147 104H148V103H147ZM163 104H165V103H163ZM221 104H222V103H221ZM234 104H235V102H234ZM22 105H23V104H22ZM25 105H26V104H25ZM64 105H65V104H64ZM64 105H63V106H64ZM73 105H74V104H73ZM75 105H74V106H75ZM81 105H82V104H81ZM84 105H86V103H84ZM84 105H83V107H84ZM92 105H93V104H92ZM160 105H161V103H160ZM203 105H204V104H203ZM203 105H202V106H203ZM263 105H264V104H263ZM50 106H51V105H50ZM74 106H73V107H74ZM87 106H88V105H87ZM95 106H97V105L95 104ZM95 106H93V107H95ZM141 106H142V105H141ZM143 106H144V104H143ZM214 106H215V105H214ZM14 107H15V106H14ZM21 107H22V106H21ZM34 107H35V106H34ZM83 107H82V109L84 110L85 107H84V108H83ZM107 107H109V106H107ZM139 107H140V105H139ZM147 107H148V106H147ZM156 107H157V106H156ZM15 108H16V107H15ZM67 108H68V106H67ZM67 108H66V109H67ZM74 108H75V107H74ZM87 108H88V110H89V107H87ZM144 108H145V107H144ZM175 108H176V111L174 110ZM211 108H212V107H211ZM224 108H225V107H224ZM261 108H262V107H261ZM5 109H6V107H5ZM16 109H17V108H16ZM28 109H30V108H28ZM37 109H38V108H37ZM37 109H35V110H37ZM41 109H42V107L40 108V110H41ZM53 109H54V108H53ZM56 109H57V108H56ZM66 109H64V110H66ZM75 109L78 110L79 107H78V108H75ZM91 109H92V108H90V110H91ZM109 109H110V108H109ZM162 109H163V108H162ZM229 109H230V108H229ZM232 109H233V108H232ZM234 109H235V108H234ZM237 109H238V108H237ZM9 110H10V107H9ZM14 110H15V109H14ZM17 110H19V109H17ZM64 110H63V107H62V111H64ZM71 110H72V108H71ZM73 110H74V109H73ZM73 110H72V111H73ZM79 110H81V108H80ZM79 110H78V111H79ZM85 110H87V109H85ZM163 110H164V109H163ZM165 110H164V111H165ZM11 111H12V110H11ZM11 111H10V112H11ZM38 111H39V110H38ZM78 111H76V112H78ZM110 111H111V110H110ZM110 111H109V112H110ZM121 111H122V112H121ZM149 111H152V110H149ZM234 111H235V110H234ZM258 111H259V110H258ZM258 111H257V112H258ZM16 112H17V111H16ZM34 112H35V111H34ZM40 112H41V111H40ZM40 112H39V114H40ZM47 112H48V111H47ZM59 112H60V111H59ZM89 112H90V115H92V114H91L92 111H89ZM176 112H177V113H176ZM207 112H208V110H207ZM207 112H206V114H207ZM237 112H239V111H237ZM1 113H2V112H1ZM5 113H6V111H5ZM11 113H12V112H11ZM32 113H33V112H32ZM36 113H37V111H36ZM36 113H35V114H36ZM49 113H50V112H48V113L46 114V113L44 112V114L48 116L47 119H48V118L50 119V116L48 115ZM61 113H62V112H60V115H61ZM65 113H66V111H65ZM69 113H71V112H70V109H69ZM78 113H79V112H78ZM216 113H217V112H216ZM228 113H229V111H228ZM29 114H30V113H29ZM33 114H34V113H33ZM54 114H56V112H54ZM72 114H73V113H71V117H72ZM75 114H76V113H75ZM109 114H110V113H109ZM160 114H159V115H160ZM177 114H178V115H177ZM236 114H238V113H236ZM0 115H1V114H0ZM60 115H59V118H60ZM69 115H70V114H69ZM106 115H107V114H106ZM124 115H123V118H124ZM52 116L54 117V115H52ZM64 116H65V115H64ZM75 116H76V115H74L73 117L75 118ZM149 116H150V117H149ZM220 116H221V115H220ZM239 116H240V115H239ZM8 117H9V116H8ZM44 117H45V116H44ZM44 117H43V118H44ZM61 117H62V115H61ZM77 117H78V116H77ZM90 117H91V116H90ZM94 117H95V116H93V118H94ZM100 117H101V114H100ZM100 117H99V118H100ZM119 117H120V116H119ZM200 117H201V116H200ZM211 117H213V114L211 115V113H210V116H209V114H208V118L210 119ZM43 118H41V119L43 120ZM62 118H63V117H62ZM64 118H66V117H64ZM69 118H70V117H69ZM93 118H92V119H93ZM123 118L121 117V119H122V123H121V124H123V125L127 128L130 124L128 125V122H127V124H126L125 119L128 118V117H125V119H123ZM131 118H130V119H131ZM39 119H40V117H39ZM41 119L38 121V123L40 122V123L43 125L44 123H47V122H48V123L51 125V122H49V121H50L49 119H48L49 121H46V122H44V123H43V121L41 122ZM53 119H56V118H53ZM53 119H52V121H53ZM70 119H71V118H70ZM70 119H68L69 122L71 121ZM87 119H89V118H87ZM94 119L97 120V117L94 118ZM101 119H102V118H101ZM101 119H98L97 121H99V120H101ZM121 119H120V120H121ZM212 119H213V118H212ZM73 120H74V119H73ZM90 120H91V119H90ZM90 120H89V122H91ZM96 120H94V121H96ZM112 120H113V119H112ZM126 120H127V119H126ZM263 120H264V119H263ZM35 121H37V120H35ZM44 121H45V119H44ZM60 121H61V118H60ZM63 121H65V120H63ZM63 121H62V122H63ZM66 121H67V120H66ZM85 121H86V120H85ZM97 121H96V125L99 123V122L97 123ZM102 121H103V120H102ZM128 121H129V119H128ZM157 121H159V120H155L156 123L154 122V120H151V122H149V123H148V121H147V123H148L151 127H152V126L154 127V124H158ZM54 122L56 123V120H55ZM86 122H87V121H86ZM119 122H120V121H119ZM130 122H131V121H130ZM23 123H24V122H23ZM36 123H37V122H36ZM58 123H59V122H58ZM65 123H66V122H65ZM80 123H81V122H80ZM91 123H92V122H91ZM209 123H210V121H209ZM41 124H40V125H41ZM85 124H86V123H85ZM197 124H198V123H196V125H197ZM250 124H251V123H250ZM32 125H33V124H32ZM50 125H49V126H50ZM54 125H55V124H54ZM64 125H65V124H64ZM69 125H70V123H69ZM82 125H83V124H82ZM126 125H128V126H126ZM142 125H143V126H142ZM253 125H254V124H253ZM253 125H251V126H253ZM35 126H36V124H35ZM35 126H33V127H35ZM57 126H58V124H57ZM59 126L61 127L62 125H59ZM84 126H85V125H84ZM84 126H83V127H84ZM89 126H90V125H89ZM89 126L87 127V125H86L85 128H86L87 130H86L85 128H84V129H85L86 131H91V130L89 129ZM13 127H15V126H13ZM37 127H38V125H37ZM40 127H41V126H39V128H40ZM54 127H55V126H54ZM63 127H64V126H63ZM77 127H78V126H77ZM79 127H80V126H79ZM245 127H246V126H245ZM19 128H20V127H19ZM41 128H42V127H41ZM55 128H57V127H55ZM55 128H53V132H54V129H55ZM64 128H65V127H64ZM117 128H119V127H117ZM130 128H129V130H130ZM173 128H172V129H173ZM176 128H177V129H176ZM194 128H195V127H193V129H194ZM259 128H260V127H259ZM21 129H22V128H21ZM32 129H34V128H32ZM60 129H61V128H60ZM66 129L69 130V126H68ZM66 129H65V130H66ZM77 129H79V128H77ZM80 129H81V128H80ZM88 129H89V130H88ZM147 129H148V128H147ZM147 129H146V132L148 133V130H147ZM153 129H155V128L150 129L152 133H153V131H155V130H153ZM172 129H171L170 131H172ZM190 129H191V128H190ZM220 129H221V128H220ZM3 130H4V129H3ZM17 130H20V129H18V127H17ZM17 130H16V131H17ZM25 130H26V129H25ZM25 130H24V132H25ZM38 130H39V129H38ZM38 130H37V131H38ZM51 130H52V129H51ZM51 130H50V131H51ZM72 130L74 131V129H72ZM117 130H118V129H117ZM144 130H145V128H144ZM152 130H153V131H152ZM33 131H34V130H33ZM33 131H32V132H33ZM56 131H57V130H56ZM58 131H60V130H58ZM63 131H64V130H63ZM69 131L71 132V128H70ZM69 131H68V132H69ZM76 131H77V130H76ZM86 131H85V132H86ZM159 131H160V130H159ZM254 131H256V130H254ZM17 132H18V131H17ZM17 132H16V133H17ZM32 132H31V133H32ZM41 132H42V131H41ZM41 132L39 131L40 134H41ZM60 132H61V131H60ZM60 132H58V133L60 134ZM65 132H66V131H65ZM70 132H69L68 134H70ZM132 132H131V133H132ZM157 132H158V131H157ZM157 132H156V133H157ZM172 132H173V131H172ZM172 132H171V133H172ZM35 133H36V132H34V134H35ZM37 133H38V132H37ZM39 133H38V134H39ZM48 133H49V132H48ZM55 133H56V132H55ZM71 133H72V132H71ZM87 133H88V132H87ZM94 133H96V132H94ZM98 133H99V132H98ZM128 133H129V132H128ZM137 133H136V134H137ZM154 133H155V132H154ZM156 133H155V134H156ZM159 133H160V132H159ZM222 133H224V132H222ZM34 134H33V138L35 137ZM49 134H52V133H49ZM61 134H62V132H61ZM107 134H108V133H107ZM155 134H153V135L151 134L152 138H154V135H155ZM168 134H169V133H168ZM174 134H175V133H174ZM176 134H177V133H176ZM182 134H181V135H182ZM16 135H17V134H16ZM16 135H15V136H16ZM22 135H23V133H22ZM24 135H25V133H24ZM29 135H31V134H29ZM35 135H36V134H35ZM62 135H63V137H65L64 134H62ZM66 135H67V134H66ZM78 135H79V134H78ZM97 135H98V134H97ZM133 135L135 136V134H133ZM133 135H132V136H133ZM156 135H157V134H156ZM158 135H159V134H158ZM179 135H180V134H179ZM15 136H14V137H15ZM48 136H49V135H48ZM67 136H68V135H67ZM93 136H94V135H93ZM93 136H92V137H93ZM98 136H99V135H98ZM105 136H107V135H105ZM121 136H122V135H121ZM139 136H140V135H139ZM171 136L173 137V135H171ZM171 136H170V137H171ZM20 137H22V136H20ZM20 137H18V138H20ZM38 137H39V135H38ZM51 137H52V135H51ZM60 137H62V136L60 135ZM60 137H59V139H60ZM63 137H62V138H63ZM78 137H79V136H78ZM100 137H101V136H100ZM136 137H138V135H137ZM142 137L144 138V136H142ZM149 137H150V136H149ZM155 137H156V136H155ZM157 137H158V136H157ZM172 137H171V139L173 140V138H174L175 136H174L173 138H172ZM182 137H183V135H182ZM16 138H17V137H16ZM16 138H15V139H16ZM36 138H37V137H35L34 140L37 141L38 139H36ZM67 138H68V139H67ZM67 138L65 137V138L63 139L64 141H63L62 139H60V140H62L63 142L66 143L65 139H67V141L70 139L69 137H67ZM73 138H75V137L73 136ZM73 138H72L71 141L74 140ZM97 138H99V137H97ZM111 138H112V137H111ZM166 138H167V137H166ZM203 138H204V137H203ZM3 139H4V138H3ZM7 139H8V138H6V140H7ZM42 139L44 140V138H42ZM42 139L40 138V140H42ZM49 139H50V136H49ZM92 139H93V138H92ZM99 139H100V138H99ZM116 139H117V138H116ZM145 139H146V137H145ZM154 139H155V138H154ZM154 139H153V141L155 142ZM177 139H178V138H177ZM210 139H211V138H210ZM222 139H223V138H222ZM4 140H5V139H4ZM9 140H10V138H9ZM45 140H46V139H45ZM47 140H48V139H47ZM51 140H52V139H51ZM51 140H50V141H51ZM53 140H54V136H53ZM94 140H95V139H94ZM94 140H93V141H94ZM112 140H113V139H112ZM127 140H128V139H127ZM175 140H176V138H175ZM201 140H202V138H201ZM243 140H244V139H243ZM7 141H8V140H7ZM13 141H14V140H13ZM26 141H27V139H26ZM50 141H48V142H49V145H50ZM57 141H58V138H57ZM62 141H61V142H62ZM69 141H70V140H69ZM93 141H91V142H92V144H93V146H94L96 141H95V142H93ZM107 141H108V139H107ZM132 141H133V139H131V142H132ZM178 141H179V140H178ZM14 142H15V141H14ZM63 142H62V143H63ZM73 142H74V141H73ZM79 142H81V141H79ZM91 142H89L90 145H92ZM135 142H136V141H135ZM145 142H146V141H145ZM173 142H174V141H173ZM197 142H198V141H197ZM40 143H41V142L38 141L37 144H40ZM54 143H56V142H54ZM62 143L59 142V145H61ZM89 143H88V144H89ZM105 143H106V142H105ZM124 143H125V142H124ZM212 143H213V140H212ZM19 144H20V143H19ZM21 144L24 145V142L21 143ZM25 144H26V143H25ZM27 144H28V143H27ZM33 144H35V142H34ZM44 144H45V141H44ZM44 144H43V146H44ZM118 144H121V143H118ZM135 144H136V143H135ZM137 144H138V143H137ZM143 144H144V142H143ZM155 144H157V143H155ZM160 144H161V143H160ZM193 144H195V143H193ZM52 145H53V144H51V146H52ZM97 145H98V143H96V146H97ZM107 145H108V144H107ZM206 145H207V144H206ZM33 146H34V145H33ZM36 146H38V145H35V147H36ZM40 146H41V144H40ZM45 146H46V145H45ZM45 146H44V147H45ZM56 146H57V145H56ZM56 146H55V147H56ZM73 146H74V145H73ZM73 146L71 145V148H74V147H75V149H77L76 146H74V147H73ZM101 146H103V145H101ZM116 146H117V145H116ZM122 146H123V145H122ZM122 146H121V147H122ZM133 146H134V145H133ZM142 146H143L144 148H146L144 145H142ZM158 146H159V145H158ZM184 146H185V144H184ZM195 146H196V144H195ZM212 146H213V145H212ZM20 147H21V146H20ZM38 147H39V146H38ZM68 147H69V146H68ZM81 147H82V146H81ZM81 147H80V148L78 147L77 150L81 149ZM83 147H84V146H83ZM90 147H91V146H90ZM90 147H89L88 150H90ZM134 147H135V146H134ZM136 147H137V146H136ZM136 147H135V148H136ZM153 147H154V146H153ZM160 147L162 148L161 145H160ZM174 147H175V146H174ZM186 147H187V146H186ZM189 147H190V146H189ZM208 147H209V146H208ZM220 147H221V146H220ZM220 147H219V148H220ZM17 148H18V147H17ZM40 148H43V147L41 146ZM51 148H52V147H51ZM92 148H93V147H92ZM117 148H118V146H117ZM156 148H157V147H156ZM158 148H159V147H158ZM163 148H164V147H163ZM163 148H162V150H163ZM197 148H198V147H197ZM2 149H4V148H2ZM19 149H20V148H19ZM38 149H39V148H38ZM48 149H49V147H48ZM61 149H62V147H61ZM64 149L66 150L65 147H64ZM68 149L70 150V148H67V150H68ZM85 149H87V148H85ZM94 149H95V147H94ZM107 149H109V148H107ZM107 149L104 150V148H103L104 151H106ZM151 149H152V148H151ZM182 149H183V148H181V152H182ZM187 149H188V148H187ZM193 149H194V148H193ZM215 149H217V148L215 147ZM220 149H221V148H220ZM220 149H219V150H220ZM4 150H5V149H4ZM16 150H17V149H16ZM42 150H43V149H42ZM49 150H50V149H49ZM58 150H59V149H57L56 151H58ZM73 150H74V149H73ZM82 150H84V149L82 148ZM100 150H101V148H100ZM100 150H99V151H100ZM110 150H112V149H109L108 151H110ZM141 150H142V149H141ZM143 150H144V149H143ZM146 150H147V149H146ZM146 150H145L144 152H146ZM148 150L151 151L150 148H148ZM152 150H153V149H152ZM175 150H176V149H175ZM196 150H197V149H196ZM12 151L15 152L14 149H13ZM12 151H11V153H13ZM17 151H19V150H17ZM71 151H72V150H71ZM80 151H81V150H80ZM136 151H137V150H136ZM139 151H140V150H139ZM149 151H147V152H149ZM153 151H154V150H153ZM156 151H157V149H156ZM159 151H160V149H159ZM186 151H187V150H186ZM207 151H208V150H207ZM207 151H206V152H207ZM235 151H236V150H235ZM53 152H55V151H53ZM64 152H65V151H64ZM67 152H68V151H67ZM67 152H66V153H67ZM73 152H74V151H73ZM73 152H70V153L72 154ZM78 152H79V151H78ZM83 152H84V151H83ZM87 152H88V151H87ZM101 152H102V150H101ZM147 152H146V153H147ZM161 152H162V151H161ZM165 152H167V151H165ZM169 152H170V151H169ZM176 152H179V151H176ZM189 152H191V151H189ZM193 152H194V150H193ZM193 152H192V153H193ZM217 152H218V151H217ZM225 152H226V151H225ZM233 152H234V151H233ZM23 153H24V151H23V149H22V154H23ZM25 153H26V152H25ZM45 153H46V152H45ZM57 153H58V152H57ZM61 153H62V151H61ZM68 153H69V152H68ZM84 153H85V152H84ZM90 153H91V152H90ZM93 153H94V152H93ZM96 153H97V152H96ZM99 153H100V152H99ZM102 153H103V152H102ZM108 153H109V152H108ZM111 153H112V152H111ZM117 153H118V152H117ZM129 153H130V152H129ZM149 153H150V152H149ZM154 153H155V151H154ZM220 153H223V152H220ZM8 154H9V153H8ZM18 154H19V153H18ZM27 154H28V153H27ZM41 154H42V153H41ZM74 154H75V152H74ZM91 154H92V153H91ZM94 154H95V153H94ZM97 154H98V153H97ZM104 154H105V152H104ZM113 154H115V153H113ZM139 154H141V152H140ZM157 154H158V156H159V152H158V153H155V156H156ZM163 154H164V152H163ZM179 154H180V153H179ZM187 154H189V153H187ZM190 154H191V153H190ZM193 154H194V153H193ZM205 154H206V153H205ZM209 154H210V153H209ZM209 154H208V155H209ZM39 155H40V154H39ZM46 155H47V153H46ZM46 155L43 153V156H44L43 158H45ZM56 155H57V154H56ZM56 155H55V156H56ZM69 155H70V154H69ZM92 155H93V154H92ZM95 155H96V154H95ZM111 155H112V154H111ZM137 155H138V154H137ZM141 155H142V154H141ZM233 155H236V154H233ZM18 156H20V155H18ZM30 156H31V155H30ZM64 156H66V155H64ZM64 156H62L63 159H65ZM90 156H91V155H90ZM102 156H104V155H101L100 157H102ZM105 156H106V155H105ZM105 156H104V159H103V157H102V161H103V160H104V161L106 160V157H107V156H106V157H105ZM123 156H124V155H123ZM145 156H146V155H145ZM149 156H150V155H149ZM153 156H154V155H153ZM158 156L156 157L157 162H153V163H155V164L157 163L158 166H160L159 163H158V159H157V158H160L161 156H159V157H158ZM163 156H164V155H163ZM165 156H166V155H165ZM165 156H164V157H165ZM170 156H171V155H170ZM186 156H187V155H186ZM189 156H190V155H189ZM203 156L205 157V155H203ZM209 156L212 157V153H211V155H209ZM223 156H224V155H223ZM3 157H4V155H3ZM12 157H13V156H12ZM12 157H11V158H12ZM31 157H32V156H31ZM40 157H41V156H40ZM70 157H72V155H71ZM79 157H80V156H78V157L76 158V156H74L75 160L78 159ZM117 157H118V156H117ZM140 157H141V156H140ZM198 157H199V156H198ZM198 157H197V158H198ZM201 157H202V156H201ZM236 157H237V155H236ZM236 157H235V158H236ZM4 158H5V157H4ZM20 158L23 159V157H20ZM41 158H42V157H41ZM41 158H40V159H41ZM60 158H61V157H60ZM94 158H95V157H94ZM97 158H98V155L96 156V159H97ZM112 158H113V157H112ZM122 158H123V157H122ZM129 158H130V157H129ZM133 158H134V157H133ZM151 158H152V157H151ZM153 158H154V157H153ZM170 158H171V157H170ZM208 158H209V157H208ZM208 158L206 159L207 161L210 159V158H209V159H208ZM213 158H214V157H213ZM239 158H240V157L238 156V159H239ZM67 159H69V158H67ZM71 159H73V158H71ZM80 159H81V157H80ZM92 159H93V158H92ZM116 159H117V158H116ZM116 159L114 158V160H116ZM137 159H138V158H137ZM139 159H140V158H139ZM149 159H150V157H149ZM161 159H162V158H160L159 160H161ZM171 159H172V158H171ZM199 159H200V158H199ZM11 160H12V159H11ZM45 160H46V159H45ZM60 160H61V159H60ZM60 160H59V161H60ZM65 160H66V159H65ZM75 160L73 159V164L76 163ZM78 160H79V159H78ZM78 160H77V161H78ZM107 160H108V159H107ZM107 160H106V163H107ZM110 160H112V159L110 158ZM114 160H112V162H113ZM124 160H125V159H124ZM151 160H152V159H151ZM151 160L149 161V163H148V161H147V165H149L153 160L156 161L155 159H153L152 161H151ZM166 160H167V159H166ZM169 160H170V159H169ZM196 160H197V159H196ZM200 160H203V159H200ZM206 160H205V161H206ZM227 160H228V159H227ZM236 160H237V159H236ZM7 161H8V160H7ZM43 161H44V159H43ZM43 161L41 162V165L43 164ZM53 161H55V160H53ZM63 161H64V160H63ZM70 161H71V160H70ZM79 161H80V160H79ZM94 161H95V160H94ZM94 161H93V162H94ZM99 161H100V160H99ZM116 161H117V160H116ZM139 161H140V160H139ZM141 161H142V160H141ZM187 161H188V159H187ZM193 161H194V160H193ZM47 162H48V161H47ZM56 162H57V161H56ZM56 162H55V163H56ZM64 162H65V161H64ZM66 162H67V160H66ZM74 162H75V163H74ZM97 162H98V161H97ZM160 162L162 163L163 160H161ZM170 162H171V160H170ZM172 162H173V161H172ZM174 162H175V164H173V163H172V164H173V165H177V164H176L177 162H176V161H174ZM188 162H190V160H189ZM191 162H192V161H191ZM196 162H197V161H196ZM223 162H224V161H223ZM252 162H254V161H252ZM255 162H256V161H255ZM3 163H4V162H3ZM5 163H6V162H5ZM13 163H14V161H13ZM20 163H22V162H20ZM44 163H45V162H44ZM71 163H72V162H71ZM81 163H82V162H81ZM113 163H114V162H113ZM119 163H121V161H120ZM119 163L117 162V164H119ZM122 163H123V162H122ZM124 163H126V162H124ZM153 163H151V164H153ZM165 163H166V161H165ZM165 163H164V166H165ZM167 163H168V162H167ZM167 163H166V164H167ZM208 163H209V162H208ZM224 163H225V162H224ZM31 164H33V163L31 162ZM48 164H49V162H48ZM68 164H69V163H68ZM111 164H112V163H111ZM135 164H136V163H135ZM172 164L170 163V165H172ZM192 164H193V163H192ZM192 164H191V165H192ZM45 165H46V163H45ZM76 165H77V164H76ZM112 165H113V164H112ZM115 165H116V164H115ZM124 165H125V164H124ZM147 165H146V166H147ZM170 165H169V166H170ZM191 165H190V167H191ZM195 165H196V164H195ZM223 165H224V164H223ZM228 165H229V164H228ZM231 165H232V164H231ZM231 165H230V166H231ZM233 165H234V162H233ZM32 166L34 167V165H32ZM39 166H40V165H39ZM42 166H43V165H42ZM42 166H40V167H42ZM47 166H48V165H47ZM58 166H59V164H58ZM62 166H63V165H62ZM71 166H72V165H71ZM80 166H81V164H80ZM104 166H105V165H104ZM117 166H118V165H117ZM126 166H127V165H126ZM132 166H133V164H132ZM158 166H157V167H158ZM161 166H162V164H161ZM161 166L158 167V170H160L159 168H161ZM40 167H39V168H40ZM91 167H92V166H91ZM102 167H103V165H102ZM110 167H111V165H110ZM115 167H116V166H115ZM124 167H125V166H124ZM134 167L136 168V166H134ZM134 167H133V168H134ZM137 167H138V166H137ZM147 167H148V166H147ZM172 167H173V166H172ZM172 167H171V168H172ZM208 167H209V166H208ZM252 167H253V166H252ZM14 168H15V166H14ZM42 168H43V167H42ZM74 168H75V166H74ZM77 168H78V167H77ZM82 168H83V165H82ZM88 168H89V167H88ZM103 168H104V167H103ZM106 168H108V165H107ZM135 168H134V169H135ZM139 168H140V167H139ZM139 168H138L137 170H139ZM143 168H144V167H143ZM151 168H152V167H151ZM200 168H201V166H200ZM254 168H255V166H254ZM55 169H56V168H55ZM72 169H73V167H72ZM122 169H123V168H122ZM122 169H121V170H122ZM124 169H125V168H124ZM124 169H123V170H124ZM146 169H148V168H145L144 170L146 171ZM161 169H162V168H161ZM168 169H170V168L168 167L167 170H166V172L168 171ZM205 169H206V168H205ZM15 170H17V169H15ZM46 170H47V169H46ZM70 170H71V169H70ZM75 170H77V169H75ZM78 170H80V169H78ZM78 170H77V171H78ZM85 170H86V169H85ZM106 170H107V169H105L104 171H106ZM112 170H115V168L113 167ZM112 170L110 169L109 171L111 172ZM117 170H120V169H117ZM117 170H116V172H117ZM126 170H129V169H126ZM126 170H125V171H126ZM150 170H151V169H150ZM153 170H154V167H153ZM156 170H157V169H156ZM156 170H155V171H156ZM170 170H171V169H170ZM170 170H169V171H170ZM209 170H210V169H209ZM1 171H2V170H1ZM53 171H55V170H53ZM53 171L51 172V174L53 173ZM61 171H62V170H61ZM63 171H64V170H63ZM65 171H66V170H65ZM73 171H74V169H73ZM77 171H75V172H77ZM82 171H83V170H82ZM102 171H103V170H102ZM109 171H106V173L109 172ZM131 171H132V170H131ZM145 171H144V172H145ZM203 171H204V170H203ZM42 172H43V171H42ZM79 172H81V170H80ZM79 172H77V173L80 174ZM83 172H84V171H83ZM86 172H87V170H86ZM86 172H84V173L87 175L88 172H87V173H86ZM92 172H93V171H92ZM112 172H113V171H112ZM112 172H111V173H112ZM123 172H124V171H123ZM127 172H128V171H127ZM138 172H139V171H138ZM138 172H137V173H138ZM141 172H142V171H141ZM141 172H140V173H141ZM148 172H151V171L148 170ZM148 172H146V174H147ZM159 172L161 173V170H160ZM166 172L164 171V173H166ZM205 172H206V171H205ZM211 172H212V171H211ZM20 173H21V172H20ZM55 173H58V171L55 172ZM84 173H81V174H84ZM124 173H126V172H124ZM131 173H132V172H131ZM155 173H156V172H154V174H155ZM157 173H158V171H157ZM160 173H159V175H160ZM164 173H163V174H164ZM202 173H203V172H202ZM212 173H213V172H212ZM12 174H14V171L12 172ZM18 174H19V172H18ZM30 174H31V173H30ZM46 174H48V173H46ZM59 174L61 175V173H59ZM68 174H69V173H68ZM85 174H84V176L87 177ZM89 174H91V171L89 172ZM97 174H98V173H97ZM102 174H103V173H102ZM113 174L115 175L116 173L114 172ZM163 174H162V175H163ZM167 174H169V173L167 172ZM203 174H204V173H203ZM203 174H201V175H203ZM207 174H208V173H207ZM4 175H5V174H4ZM32 175H33V174H32ZM42 175H43V174H42ZM52 175H53V174H52ZM57 175H58V174H56V175H54V176L57 177ZM60 175H58V177H60ZM71 175H72V173H71ZM106 175H107V174H106ZM106 175H105V176H106ZM108 175H109V174H108ZM108 175H107V176H108ZM111 175H112V174H111ZM117 175H118V174H117ZM147 175H148V174H147ZM151 175H152V174H151ZM159 175H157L156 177H157V178H158V177L160 178ZM21 176H24V175L21 174ZM54 176H53V178L55 179ZM62 176H63V174H62ZM64 176H65V175H64ZM66 176H67V175H66ZM75 176H76V175H75ZM80 176H83V175H80ZM80 176L77 177V178H80ZM91 176H93V173L91 174ZM103 176H104V175H103ZM105 176H104V178H105ZM107 176H106V177H107ZM135 176H136V175H135ZM163 176H165V174H164ZM166 176H167V175H166ZM178 176H179V174H178ZM203 176H204V175H203ZM207 176H208V175H207ZM220 176H221V174H220ZM16 177H18V176L16 175ZM24 177H27V176H24ZM48 177H49V176H48ZM69 177L71 178L72 176H69ZM73 177H74V176H73ZM73 177H72V180H71V181L74 182V178H75V177H74V178H73ZM112 177H114V176H112ZM116 177H117V176H116ZM118 177H119V175H118ZM118 177H117V178H118ZM136 177H140V174H139L138 176H136ZM136 177H134V178L137 179ZM167 177H168V176H167ZM200 177H201V176H200ZM30 178H31V177H29V180H30ZM39 178L41 179L42 177H39ZM63 178H64V177H63ZM66 178H67V177H66ZM70 178H69V181H70ZM101 178H102V176L99 177L98 179H101ZM108 178H109V176H108ZM108 178H106V180H105V179H104V180L107 182V181H108ZM114 178H115V177H114ZM114 178H112L113 181H114ZM126 178H127V177H126ZM153 178H155V177H153ZM161 178H162V177H161ZM161 178H160V179H161ZM165 178H166V177H165ZM165 178H163V181L166 180ZM47 179H48V178H47ZM57 179H58V178H57ZM91 179H92V177H91ZM93 179H95L94 176H93ZM235 179H236V178H235ZM249 179H250V178H249ZM3 180H4V179H3ZM21 180H22V179H21ZM37 180H38V179H37ZM42 180H43V178H42ZM61 180H62V181H61ZM64 180H65V179H64ZM64 180H63V179H60L61 182H63ZM82 180H83V179H82ZM85 180H86V179H85ZM95 180H96V179H95ZM95 180H94V181H95ZM104 180L102 179L101 182L103 183ZM112 180L110 179V181H112ZM167 180H169V179L167 178ZM247 180H248V179H247ZM252 180H253V179H252ZM38 181H40V180H38ZM38 181H37V182H38ZM45 181H46V180H45ZM56 181H57V180H56ZM58 181H59V179H58ZM71 181H70V182H71ZM78 181H79V180H78ZM86 181H87V180H86ZM90 181H91V180H90ZM99 181H100V180H99ZM110 181H109V183H111V185H113V186H114V184H117V185H118V183H117L116 181L119 182V180H117V179H116V181H115L116 183H114V184H113V182H110ZM133 181H134V180H133ZM135 181H137V180H135ZM173 181H174V180H173ZM236 181H237V180H236ZM239 181H241V180H239ZM249 181H250V180H249ZM22 182H23V181H22ZM46 182H48V180H47ZM46 182H45V183H46ZM53 182H55V180H54ZM75 182H77V181L75 180ZM101 182H99V183H101ZM121 182H122V180H121ZM155 182H156V181H155ZM166 182H167V181H166ZM170 182H171V180L169 181V183H170ZM237 182H238V181H237ZM241 182H242L243 185H244V183H245V184H248V183H249V182H245V181H244V183H243V181H241ZM34 183H36V182H34ZM38 183H39V182H38ZM38 183H37V184H38ZM58 183L60 184V182H58ZM64 183H65V182H64ZM66 183H67V180H66ZM66 183H65V184H66ZM104 183H105V182H104ZM107 183H108V182H107ZM107 183H106V184H107ZM122 183H123V182H122ZM159 183H160V181H159ZM164 183H165V182H164ZM179 183H180V182H179ZM32 184H33V183H32ZM68 184H69V183H68ZM74 184H75V183H74ZM135 184H137V182H135ZM145 184H147V183H145ZM160 184H162V182H161ZM167 184H168V183H167ZM171 184H172V182H171ZM171 184H169V185H171ZM238 184H240V186L242 185L241 183H238ZM13 185H15V184H13ZM25 185H26V184H25ZM54 185H56V183H55ZM84 185H85V184H84ZM99 185H100V184H99ZM101 185H102V184H101ZM120 185H121V184H120ZM126 185H127V184H126ZM243 185H242V186H243ZM248 185H250V184H248ZM256 185H257V184H256ZM6 186H8V185L6 184ZM16 186H17V185H16ZM29 186H30V185H29ZM34 186H35V185H34ZM37 186H38V185H37ZM59 186H60V185H59ZM62 186H63V185H62ZM66 186H67V184L65 185V187L63 186V187H61V188L64 189V188H66ZM76 186H77V185H76ZM78 186H79V185H78ZM80 186H81V185H80ZM80 186H79V187H80ZM107 186H108V184L106 185V187H107ZM121 186H122V185H121ZM133 186H134V185H133ZM162 186H163V184H162ZM171 186H172V185H171ZM204 186H205V185H204ZM207 186H208V185H207ZM213 186H214V185H213ZM223 186H224V184H223ZM1 187H2V186H1ZM41 187H42V185H41L40 187L38 186V188H40V189H41ZM52 187H54V186H52ZM67 187H69V185H68ZM106 187H105V188H106ZM109 187H111L110 184H109ZM119 187H120V186H119ZM197 187L199 188V185H198ZM200 187H201V186H200ZM253 187H254V186H253ZM2 188H3V187H2ZM13 188H14V186H13ZM13 188H11V190H12ZM15 188H16V187H15ZM17 188H19V187H17ZM24 188H26V187H24ZM24 188H23V189H24ZM35 188H36V187H34V189H35ZM38 188H37V189H38ZM44 188H45V187H44ZM74 188H75V187H74ZM101 188H103V186H102ZM101 188H100V190H101ZM111 188H112V187H111ZM113 188H114V187H113ZM145 188H146V187H145ZM169 188H170V187H169ZM172 188H173V187H172ZM175 188H176V186H175ZM190 188H191V187H190ZM218 188H219V186H218ZM223 188H224V187H223ZM241 188H242V187H241ZM243 188H244V187H243ZM254 188H255V187H254ZM5 189H6V188H5ZM37 189H36V190H37ZM57 189H58V187H57ZM62 189H61V190H62ZM69 189H72V188L70 187ZM69 189H67V190H69ZM78 189H79V188H78ZM85 189H86V188H85ZM129 189H130V188H129ZM139 189H140V188H139ZM146 189H147V188H146ZM146 189H145V190H146ZM209 189H210V188H209ZM211 189H212V188H211ZM220 189H221V188H220ZM261 189H262V188H261ZM11 190H10V191H11ZM13 190H15V189H13ZM32 190H33V189H32ZM32 190H31V191H32ZM46 190H47V188H46ZM86 190H87V189H86ZM102 190H103V189H102ZM102 190H101V191H102ZM109 190H110V189H109ZM135 190H137V189H135ZM135 190H134V191H135ZM201 190H203V189H201ZM206 190H208V188H207ZM225 190H226V189H225ZM255 190H256V189H255ZM3 191L5 192V190H3ZM7 191H8V190H7ZM7 191H6V192H7ZM19 191H21V190H19ZM39 191H40V190H39ZM51 191H52V190H50V192H51ZM78 191H80V190H78ZM82 191H83V190H82ZM129 191H131V189H130ZM132 191H133V190H132ZM141 191H142V190H141ZM170 191H171V190H170ZM177 191H178V190H176V192H177ZM179 191H180V190H179ZM204 191H205V188H204ZM218 191H219V189H218ZM223 191H224V189L222 190L221 194L223 193ZM4 192H3V193H4ZM16 192H17V191H16ZM47 192H48V193H47ZM47 192L45 191V193L48 194L49 197L51 196V197L53 198L52 194L49 193V190H47ZM59 192H60V191H59ZM62 192H63V191H62ZM67 192H69V191H67ZM106 192H107V191H106ZM106 192H105V193H106ZM142 192H143V191H142ZM142 192H140V193H141V196H142ZM144 192H145V191H144ZM174 192H175V190H174ZM194 192H195V191H194ZM205 192H206V191H205ZM205 192H204V193H205ZM216 192H217V191H216ZM25 193H26V192H25ZM25 193H22V194H25ZM69 193H70V192H69ZM74 193H75V192H74ZM78 193H79V192H78ZM102 193H103V192H102ZM230 193H231V192H230ZM0 194H1L0 197H2V196H3L2 193H0ZM15 194H16V193H15ZM20 194H21V193H20ZM49 194H50V195H49ZM57 194H58V193H57ZM57 194H56V195H57ZM83 194H84V193H83ZM92 194H93V192H92ZM106 194H107V193H106ZM127 194H128V192H127ZM130 194H131V192H130ZM137 194H138V193H137ZM157 194H158V193H157ZM175 194H176V193H175ZM221 194H220V195H221ZM259 194H260V193H259ZM8 195H9V194H8ZM16 195H17V194H16ZM26 195H27V194H26ZM72 195H73V194H72ZM97 195H98V194H97ZM102 195H104V194H102ZM107 195H108V194H107ZM110 195H111V193H110ZM122 195H123V194H122ZM133 195H135V192H134V194H132V196H133ZM145 195H146V194H145ZM179 195H180V194H179ZM179 195H178V193H177L176 196H179ZM206 195H207V193H206ZM215 195H217V193H216ZM261 195H262V194H260L259 196H261ZM11 196H13V195L11 194ZM19 196H20V195H19ZM61 196H62V195H61ZM61 196H60V197H61ZM63 196H64V195H63ZM63 196L61 197V202L63 203V206H65V204H64V202H63V200H62ZM67 196H69V194H68ZM79 196L82 197V195H79ZM84 196H85V195H84ZM84 196H83V197H84ZM87 196H88V195H86V197H87ZM89 196H90V195H89ZM120 196H121V195H120ZM130 196H131V195H130ZM141 196H140V197H141ZM152 196H153V195H152ZM164 196H165V195H164ZM212 196H213V195H212ZM5 197H6V196L4 195L2 198H5ZM31 197H32V196H31ZM49 197H48V198H49ZM60 197H59V198H60ZM65 197H66V196H65ZM65 197H64V198H65ZM69 197H70V196H69ZM72 197H73V196H72ZM80 197H78V199H79ZM114 197H115V196H114ZM145 197H146V196H145ZM150 197H151V196H150ZM172 197H173V196H172ZM180 197H181V196H180ZM208 197H209V196H208ZM221 197H222V196H221ZM253 197H254V196H253ZM2 198H1V199H2ZM8 198H9V196H8ZM66 198H67V197H66ZM66 198H65V199H66ZM70 198H71V197H70ZM70 198H68V199H70ZM75 198H77V197H75ZM84 198H85V197H84ZM94 198H96V197L94 196ZM104 198H105V195H104ZM106 198H107V197H106ZM151 198H152V197H151ZM156 198H157V197H156ZM158 198H159V197H158ZM178 198H179V197H178ZM209 198H210V197H209ZM224 198H225V195H224ZM96 199H100V198H96ZM96 199H95V201H96ZM101 199H103V197H101ZM131 199H132V198H131ZM133 199H136V198H133ZM141 199H142V197H141ZM147 199H148V198H147ZM152 199H153V198H152ZM160 199H162V198H160ZM164 199H165V198H164ZM164 199H163V200H164ZM171 199L173 200L174 197L171 198ZM184 199H185V198H184ZM221 199H222V198H221ZM2 200H3V199H2ZM5 200H6V199H5ZM5 200H3V202H5ZM51 200H52V199L50 198V202H51ZM66 200H67V199H66ZM66 200H65V201H66ZM73 200H74V203H75V199H73ZM86 200H87V199H86ZM88 200H89V199H88ZM90 200H91V197H90ZM93 200H94V199H92V201H93ZM107 200H109V199H106V201H107ZM110 200H111V199H110ZM110 200H109V201H110ZM115 200H116V199H115ZM155 200H156V199H155ZM172 200H171V201H172ZM193 200L195 201V199H193ZM9 201H10V200H9ZM54 201L58 202L59 199H58V201H57V199L54 200ZM76 201H78V200H76ZM97 201H99V200H97ZM137 201H138V200H137ZM139 201H140V200H139ZM150 201H151V200H150ZM158 201H159V200H158ZM191 201H192V200H191ZM191 201L189 200V202H191ZM199 201H200V200H199ZM199 201H198V202H199ZM224 201H226V200L224 199ZM258 201H259V200H258ZM30 202H31V201H30ZM47 202L50 204L49 201H47ZM47 202H45V203L47 204V206H50V205H48ZM68 202H69V201H68ZM93 202H94V201H93ZM107 202H108V201H107ZM140 202H141V201H140ZM140 202H138V203L140 204ZM174 202H175V201H174ZM174 202H172V203H174ZM176 202H177V201H176ZM198 202H197V204H198ZM200 202H201V201H200ZM213 202H214V201H213ZM213 202H212V203H213ZM228 202H229V201H228ZM7 203H8V202H7ZM10 203H12V202L10 201ZM28 203H29V202H28ZM32 203H33V202H32ZM32 203H31V204H32ZM39 203H40V200H39ZM45 203H44V205H45ZM131 203H132V206H133V202H132V201H131ZM135 203H136V202H135ZM152 203H155V202H152ZM166 203H167V201H166ZM194 203H196V201H195ZM194 203H193V204H194ZM218 203H219V202H218ZM229 203H231V202H229ZM2 204H3V203H2ZM2 204H1V205H2ZM55 204H56V203H55ZM77 204H78V203H77ZM77 204H75V205H77ZM98 204H99V203H98ZM98 204H97V205H98ZM107 204H108V203H107ZM113 204H115V203H113ZM144 204H145V203H144ZM146 204H147V203H146ZM148 204H149V203H148ZM155 204L157 205V203H155ZM155 204H153V206H154ZM178 204H179V203H178ZM213 204H214V203H213ZM213 204L210 203V205H213ZM216 204H217V203H216ZM6 205H7V204H6ZM13 205H14V203H13ZM35 205H36V204H35ZM40 205H41V204H40ZM44 205H43V206L41 205V206H42L41 208L44 209V207H45ZM61 205H62V204H61ZM61 205H60V203H59V205L56 204L55 207L58 209V207L61 208ZM70 205H71V204H69V207H70ZM72 205H73V202H72ZM94 205H95V204H94ZM104 205H106V204H104ZM109 205H110V204H109ZM135 205H137V204H135ZM149 205L151 206V204H149ZM156 205H155V207L157 208L158 206H156ZM217 205H218V204H217ZM3 206H4V205H3ZM10 206H11V205H10ZM15 206H16V205H15ZM21 206H22V205H21ZM25 206L27 207V205H25ZM36 206H38V205H36ZM36 206H35V208H34V206H33V207H30V209H32V208H33V210H34V209H37ZM63 206H62V207H63ZM73 206H74V205H73ZM77 206H78V205H77ZM77 206H75V207L78 208ZM107 206H108V205H107ZM126 206H127V205H126ZM129 206H130V205H129ZM129 206H128V207H129ZM140 206H141V204H140ZM146 206H147V205H146ZM166 206H167V205H166ZM168 206H169V203H168ZM200 206H201V205H200ZM7 207H8V206H7ZM13 207H14V206H13ZM18 207H19V205L17 204V207H15V208H18ZM22 207H23V206H22ZM28 207H29V206H28ZM38 207H39V206H38ZM52 207L54 208V205H52ZM52 207H51V209H53ZM81 207H82V206H81ZM84 207H85V206H84ZM96 207H99V206H96ZM114 207H115V206H114ZM114 207H113V209H114ZM121 207H122V206H121ZM134 207H135V206H134ZM136 207H137V206H136ZM147 207H148V206H147ZM162 207H163V205H162ZM164 207H165V206H164ZM170 207H171V206H170ZM210 207H211V206H209V208H210ZM10 208H11V207H10ZM23 208H24V207H23ZM48 208H50V207H48ZM63 208H64V207H63ZM63 208H62V209H63ZM73 208H74V207H73ZM73 208H72V210H76V209H73ZM85 208H86V207H85ZM92 208H93V206L91 207V210H93ZM116 208H117V207H116ZM125 208H126V207H125ZM131 208H133V207H131ZM131 208H130V209H131ZM151 208H152V207H151ZM167 208H168V207H165V209H167ZM229 208H230V207H229ZM18 209H19V208H18ZM18 209H16V210H18ZM20 209H21V208H20ZM68 209H69V208H68ZM68 209H65V211L68 210ZM78 209H80V207H79ZM82 209H83V208H81V210H82ZM111 209H112V208H111ZM113 209H112V210H113ZM120 209H121V208H120ZM154 209H155V208H154ZM165 209H164L163 211H166ZM173 209H174V208H173ZM210 209H211V208H210ZM213 209H214V206H213ZM224 209H225V208H224ZM13 210H14V209H13ZM27 210H28V209H27ZM38 210H39V209H38ZM63 210H64V209H63ZM72 210H71V211H72ZM121 210H122V209H121ZM158 210H161L160 207H159ZM198 210H199V209H198ZM211 210H212V209H211ZM211 210H210V211H211ZM222 210H223V209H222ZM39 211H40V210H39ZM45 211H46V210L44 209L43 212H45ZM58 211H59V209H58ZM58 211H57V212H58ZM82 211H83V210H82ZM96 211H97V210H96ZM125 211H126V210H125ZM131 211H133V210L131 209ZM136 211H138V210H136ZM136 211H135V212H136ZM175 211H176V210H175ZM213 211H214V210H213ZM218 211H219V210H218ZM263 211H264V210H263ZM18 212H19V210H18ZM32 212H33V211H32ZM35 212H36V211H35ZM54 212H55V211H54ZM63 212H64V211H62V213H63ZM68 212H70V211L68 210ZM98 212H99V211H98ZM126 212H127V211H126ZM140 212H141V211H140ZM148 212H151V211H148ZM214 212H215V211H214ZM225 212H226V210H225ZM225 212H224V213H225ZM0 213H1V212H0ZM11 213H12V211H11ZM13 213H14V211H13ZM13 213H12V214H13ZM16 213H17V212H16ZM16 213H15V214H16ZM41 213H42V212H41ZM47 213H48V212H47ZM47 213L45 212V214H47ZM58 213H61V212H58ZM58 213H57V214H58ZM83 213H84V212H83ZM87 213H88V212H86V213L83 214V215H86ZM107 213H108V212H107ZM157 213H158V212H157ZM159 213H160V212H159ZM161 213H163V212L161 211ZM211 213H213V212L211 211ZM217 213H218V212H217ZM15 214L11 215L12 218L14 217ZM17 214H18V213H17ZM38 214H39V212L37 213V215H38ZM55 214H56V212H55ZM55 214H54V215H55ZM70 214H71V213H70ZM88 214H89V213H88ZM148 214H150V213H148ZM148 214H147V215H148ZM7 215H8V213H7ZM7 215H6V216H7ZM29 215H30V214H29ZM29 215H27V216L30 217V219H31V216H29ZM31 215H32V214H31ZM65 215L67 216V214H65ZM115 215H116V214H115ZM115 215H114V213H113L112 216H109L108 218H106L107 220L105 219V221H102V222H100L99 219H98L97 222H96V220H95L96 225H97V226H100V230H101V232L104 233V236H105L106 238H104L103 236H102V237H103L104 239L107 240L108 244H107L105 241H104V243H106L107 245H109V248H110V247L112 248V247L115 245V243H114V241H113V238H114V237H113V236H114V232H113V231H114L115 228H116V221H115V220L118 219V218H117L118 215H117V216H115ZM137 215H138V214H137ZM166 215H167V214H166ZM168 215H169V214H168ZM227 215H228V214H227ZM11 216H10L9 218H11ZM66 216H65V217H66ZM69 216H70V215H69ZM71 216H72V215H71ZM80 216H81V215H80ZM153 216H154V213H153ZM153 216H151V218H153ZM159 216H160V215H159ZM173 216H174V218H175V214H174ZM176 216H177V215H176ZM1 217H2V216H1ZM7 217H8V216H7ZM15 217H16V215H15ZM23 217H25V214H24ZM28 217H26V218L28 219ZM40 217H41V216H40ZM43 217H44V214H43V216H42V219H44ZM58 217H60V215H59ZM119 217H120V216H119ZM129 217H130V216H129ZM135 217L137 218V216H135ZM156 217H158V216H156ZM156 217H155V218H156ZM177 217L179 218V216H177ZM177 217H176V218H177ZM216 217H217V216H216ZM221 217H222V216H221ZM233 217H235V215H234ZM32 218H33V217H32ZM45 218H46V217H45ZM56 218H57V217H56ZM88 218H89V217L87 216V219H88ZM97 218H98V217H97ZM101 218H102V217H101ZM122 218H123V217H122ZM122 218H121V219H122ZM163 218L165 219L166 217L164 216ZM174 218H173V219H174ZM229 218H230V217H229ZM236 218H237V217H236ZM15 219H17V218H13L12 220L15 221ZM21 219H22V218H21ZM23 219H24V218H23ZM39 219H40V218H39ZM60 219H61V217H60ZM60 219H59V220H60ZM63 219H64V218H63ZM147 219H148V218H147ZM149 219H150V218H149ZM166 219H167V218H166ZM173 219H172V220H173ZM4 220H5V219H4ZM8 220H9V219H8ZM8 220H7V221H8ZM17 220H18V219H17ZM17 220H16V221H17ZM89 220H90V219H89ZM119 220H120V219H119ZM119 220H118V221H119ZM236 220H237V219H236ZM245 220H246V219H245ZM245 220H244V221H245ZM7 221H6V223H7ZM10 221H11V220H9V222H10ZM19 221H20V220H19ZM21 221H23V220H21ZM37 221H38V220H37ZM61 221L64 222L63 220H61ZM65 221H66V220H65ZM70 221H71V220H70ZM93 221H94V219H93ZM93 221H92V222H93ZM118 221H117V223H118ZM127 221H128V220H127ZM127 221H126V222H127ZM137 221H139V220H137ZM175 221H176V220H175ZM12 222H13V221H12ZM17 222H18V221H17ZM43 222L47 223L48 221L46 222V221L44 220ZM54 222H55V221H54ZM59 222H60V221H59ZM68 222H69V221H67V223H68ZM119 222H121V221H119ZM123 222H124V221H123ZM123 222H122V223H123ZM129 222H130V220H129ZM140 222H142V221H140ZM140 222H139L138 224H140ZM150 222H151V220H150ZM154 222H155V221H154ZM154 222H153V223H154ZM161 222H162V221H160V223H161ZM177 222H178V221H177ZM247 222H248V221H247ZM23 223H24V224H23ZM26 223H27V222H24V221H23V222H22V227H24ZM85 223H86V220H85ZM124 223H125V222H124ZM124 223H123V225H124ZM146 223H147V222H146ZM146 223H145V224H146ZM174 223H175V222H174ZM186 223H187V222H186ZM217 223H218V222H217ZM221 223H222V222H221ZM42 224L44 225V227L47 228L48 223H47V226H46L44 223H42ZM42 224H41V220H40V225L42 226ZM61 224H63V223H61ZM87 224H88V222H87ZM125 224H126V223H125ZM130 224H131V223H130ZM134 224H135V223H134ZM141 224H143V223H141ZM141 224H140V227H141ZM158 224H159V223H158ZM172 224H173V223H172ZM0 225H1V221H0ZM8 225H9V223H8ZM12 225H13V224H12ZM50 225H51V224H50ZM50 225L48 226V229L51 227ZM59 225H60V224H59ZM126 225H127V224H126ZM213 225H214V224H213ZM215 225H216V224H215ZM52 226H53V224H52ZM56 226H57V222H56ZM61 226H62V225H61ZM67 226L69 227V225H67ZM75 226H76V225H75ZM78 226H79V225H78ZM83 226H84V225H83ZM124 226H125V225H124ZM132 226L135 227V225H133V224H132ZM149 226H150V225H149ZM178 226H179V225H178ZM187 226H188V225H187ZM222 226H223V225H222ZM224 226H225V225H224ZM32 227H33V226H32ZM32 227H30V228H32ZM63 227H64V226H63ZM68 227H67V228H68ZM81 227H82V226H81ZM129 227H131V226L129 225ZM129 227H128L126 230H129V229H130ZM184 227H185V226H184ZM234 227H235V226H234ZM25 228H26V227H25ZM28 228H29V227H28ZM37 228L39 229L40 227H37ZM64 228H65V227H64ZM86 228H88V227L86 226ZM119 228H121V227H119ZM123 228H124V227H123ZM123 228H122V229H123ZM146 228H147V227H146ZM217 228H218V227H217ZM220 228H221V227H220ZM32 229H34V228H32ZM32 229H27V233L29 232V230H32ZM65 229H66V228H65ZM69 229H70V228H69ZM69 229H68V230H69ZM73 229H74V228H73ZM77 229H78V228H77ZM83 229H84V228H83ZM91 229H92V228H91ZM94 229H95V227H94ZM96 229H97V227H96ZM122 229H119V230H120V233H121V230H122ZM137 229H138V228H137ZM144 229H145V228H144ZM153 229H154V228H153ZM1 230H2V229H1ZM1 230H0V232H1ZM45 230H47V229H45ZM55 230L57 231L56 227H55ZM68 230H67V231H68ZM70 230H71V229H70ZM97 230H98V229H97ZM123 230H124V229H123ZM126 230H124V231H126ZM131 230H132V229H131ZM141 230H142V229H141ZM155 230H156V229H155ZM182 230H183V229H182ZM219 230H220V229H219ZM227 230H228V229H227ZM2 231H3V230H2ZM49 231H50V230H49ZM52 231H53V229H52ZM56 231H55V232H56ZM60 231H61V230H60ZM65 231H66V230H65ZM72 231H73V230H72ZM74 231H75V230H74ZM82 231H83V230H82ZM84 231H85V229H84ZM138 231H139V230H138ZM172 231H173V229H172ZM68 232H70V231H68ZM78 232H80V230H79ZM115 232H116V230H115ZM143 232H144V231H143ZM145 232H146V231H145ZM145 232H144V233H145ZM229 232H230V231H229ZM234 232H235V231H234ZM1 233H2V232H1ZM4 233H5V232H4ZM17 233H19V232H17ZM42 233H43V232H42ZM53 233H54V232H53ZM57 233H58V232H57ZM59 233H60V232H59ZM73 233H74V232H73ZM81 233H82V232H81ZM118 233H119V232H118ZM261 233H263V232L261 231ZM9 234H11V233H9ZM20 234H21V233H20ZM20 234H19V235H20ZM54 234H55V233H54ZM78 234H79V233H78ZM94 234H95V233H94ZM100 234H101V233H100ZM100 234H99V235H100ZM124 234H125V233H124ZM126 234H127V233H126ZM148 234H149V233H148ZM148 234H147V236H148ZM151 234H152V233H151ZM151 234H150V235H151ZM205 234H206V233H205ZM218 234H220V233H218ZM227 234H228V233H227ZM5 235H7V234L5 233ZM11 235L14 237L13 234H11ZM28 235H29V234H28ZM34 235H35V234H34ZM36 235H38V234H36ZM41 235H43V234H41ZM52 235H53V234H52ZM60 235H61V233H60ZM62 235H64V234H62ZM67 235L70 236V233L67 234ZM74 235H76V234H74ZM97 235H98V234H97ZM118 235H119V234H118ZM122 235H123V234H122ZM150 235H149V236H150ZM153 235H155V233H154ZM209 235H210V234H209ZM216 235H217V234H216ZM246 235H247V234H246ZM1 236H2V235H1ZM9 236H10V235H8V238H9ZM29 236H30V235H29ZM32 236H33V235H32ZM32 236H30V237L32 238ZM38 236H39V235H38ZM38 236H37V237H38ZM48 236H49V235H48ZM55 236H56V235H55ZM55 236H54V237H55ZM65 236H66V235H65ZM132 236H133V235H132ZM136 236H137V234H136ZM138 236H139V235H138ZM187 236H188V235H187ZM211 236H213V234H211ZM234 236H235V235H234ZM3 237H4V235H3ZM10 237H11V236H10ZM17 237H18V236H17ZM33 237H34V236H33ZM37 237H36V238H37ZM51 237H52V236H51ZM56 237H57V236H56ZM82 237L84 238V234H83ZM91 237H92V236H91ZM123 237H124V236H123ZM123 237H122V239H123ZM141 237H142V236H141ZM145 237H146V236H145ZM214 237H215V236H214ZM214 237H213V238H214ZM219 237H220V236H219ZM247 237H248V236H247ZM258 237H259V236H258ZM8 238H7V236H6L4 239H7V240H8ZM64 238H65V237H64ZM77 238H78V237H77ZM99 238H100V236H99ZM99 238H98V239H99ZM116 238H120V239H121L120 236H116ZM138 238H139V237H138ZM154 238H155V237H154ZM160 238H161V237H160ZM163 238H164V237H163ZM188 238H190V237H188ZM188 238H187V239H188ZM202 238H203V237H202ZM229 238H230V237H229ZM10 239H11V238H10ZM15 239H17V238H15ZM15 239H13V240L15 241ZM18 239H19V238H18ZM34 239H35V238H34ZM34 239H33V240H34ZM44 239H45V238H44ZM47 239H48V238H47ZM60 239H61V238H60ZM62 239H63V238H62ZM66 239H67V238H66ZM66 239H65V240H66ZM75 239H76V238H75ZM125 239H126V238H125ZM194 239H195V238H194ZM214 239H219V240H220V238H217V236H216V238H214ZM232 239H234V237H232ZM24 240H25V239H24ZM54 240H55V239H54ZM89 240H91V239L89 238ZM89 240L87 239V241H89ZM114 240H115V239H114ZM123 240H124V239H123ZM177 240H178V239H177ZM219 240H218V242H219ZM9 241H10V240H9ZM9 241H8V242H9ZM26 241H28V240H26ZM30 241H31V240H30ZM38 241H39V240H38ZM38 241H37V242H38ZM47 241H48V240H47ZM62 241H64V239H63ZM71 241H72V240H71ZM74 241H75V240H74ZM125 241H126V240H125ZM125 241H124V242H125ZM156 241H157V240H156ZM163 241H164V240H163ZM192 241H193V240H192ZM221 241H222V240H221ZM221 241H220V242H221ZM228 241H229V240H228ZM228 241H227V242H228ZM240 241H241V240H240ZM8 242H6V243H8ZM11 242L13 243V241H11ZM17 242H18V241H17ZM31 242H32V241H31ZM35 242H36V240H35ZM39 242H40V241H39ZM57 242H58V241H57ZM76 242H77V241H76ZM78 242H79V241H78ZM102 242H103V241H102ZM115 242H116V241H115ZM124 242H123V243H124ZM151 242H152V241H151ZM158 242H159V241H158ZM158 242H157V243H158ZM193 242H194V241H193ZM1 243H2V242H1ZM1 243H0V244H1ZM26 243H28V242H26ZM45 243H46V242H45ZM63 243H64V242H63ZM113 243H114V245H113ZM154 243H155V242H154ZM174 243H177V242L174 241ZM2 244H4V243H2ZM30 244H31V243H30ZM60 244H61V246H63L62 243H60ZM72 244H73V243H72ZM140 244H141V243H140ZM178 244H179V243H178ZM199 244H200V243H199ZM202 244H203V242H202ZM225 244H226V245H229V244H227L226 242H225ZM4 245H6V244H4ZM12 245H14V243H13ZM75 245H76V244H75ZM79 245H82V244H79ZM79 245H78V246H79ZM104 245H105V244H104ZM124 245H125V244H124ZM176 245H177V244H176ZM259 245H260V244H259ZM6 246H7V245H6ZM6 246L4 247L5 249H6ZM9 246H10V245H9ZM85 246H86V245H85ZM94 246H95V245H94ZM163 246H164V245H163ZM172 246H173V245H172ZM204 246H205V245H204ZM208 246H209V245H208ZM208 246H207V247H208ZM0 247H2V246H0ZM7 247H8V246H7ZM15 247H16V249H14V247H13V249H14V250H17V247L19 248V245H16ZM21 247H22V246H21ZM27 247H28V246H27ZM65 247H66V246H65ZM89 247H93V244H92V246H89ZM105 247H106V246H105ZM119 247H121V246H119ZM123 247H124V246H123ZM138 247H139V246H138ZM165 247H166V245H165ZM182 247H183V246H182ZM185 247H186V245H185ZM198 247H199V245H198ZM210 247H211V246H210ZM221 247H222V245H221ZM231 247H232V246H231ZM252 247H253V246H252ZM4 248H3V249H4ZM10 248H11V247H10ZM66 248H67V247H66ZM73 248H75L74 245H73ZM78 248H79V247H78ZM94 248H95V247H94ZM111 248H110V249H111ZM116 248H117V247H116ZM124 248L126 249V247H124ZM124 248H123V249H124ZM160 248H161V246H160ZM229 248H230V247H229ZM237 248H238V246H237ZM24 249L26 250V248H24ZM55 249H56V248H55ZM62 249H63V247H62ZM91 249H92V248H91ZM97 249H98V248H97ZM97 249H96V250H97ZM114 249H115V248H114ZM117 249H119V248H117ZM125 249H124V250H125ZM136 249H138V248H136ZM156 249H157V248H156ZM161 249H162V248H161ZM178 249H179V248H178ZM178 249H177V250H178ZM11 250H12V249H11ZM64 250H65V249H64ZM66 250H67V249H66ZM74 250H77V247H76ZM78 250H79V249H78ZM80 250L83 251V249H80ZM86 250H87V249H86ZM89 250H90V249H89ZM94 250H95V249H94ZM108 250H109V249H108ZM115 250H116V249H115ZM128 250H129V249H128ZM166 250H167V249H166ZM168 250H169V249H168ZM170 250H171V249H170ZM6 251H7V250H6ZM20 251H21V250H20ZM26 251H27V250H26ZM55 251H56V250H55ZM59 251H60V250H59ZM67 251H68V250H67ZM70 251H71V252L69 253V255L72 253V250H70ZM92 251H93V250H92ZM113 251H114V250H113ZM121 251H122V250H121ZM126 251H127V250H126ZM136 251H137V250H136ZM185 251H186V250H185ZM10 252H11V251H10ZM15 252H16V251H15ZM35 252H36V251H35ZM35 252H34V253H35ZM76 252H77V251H76ZM76 252H74V253H75L74 257H76V255H78V253H80V252L78 251V253L76 254ZM97 252H98V251H97ZM118 252H120V251H118ZM134 252H135V250H134ZM137 252H138V251H137ZM182 252H183V251H182ZM186 252H187V251H186ZM237 252H238V249H237ZM1 253L3 254L4 251L1 252ZM5 253H6V252H5ZM26 253H28V252H25V255H26ZM29 253H30V252H29ZM56 253H57V252H56ZM56 253H55V254H56ZM62 253H63V252H62ZM82 253H83V252H82ZM85 253L87 254L88 252H85ZM89 253H90V251H89ZM101 253H102V251H101ZM131 253H132V252H131ZM146 253H147V252H146ZM175 253H176V252H175ZM31 254H32V253H31ZM58 254H59V253H58ZM64 254H66V253H64ZM72 254H73V253H72ZM80 254H81V253H80ZM99 254H100V253H99ZM110 254H111V253H110ZM135 254H136V253H135ZM196 254H197V253H196ZM8 255H9L10 258H11V254H8ZM8 255L5 254L4 257L7 256V258H8ZM23 255H24V254H23ZM28 255H29V254H28ZM33 255H34V254H33ZM33 255H32V256H33ZM45 255H46V254H45ZM62 255H63V254H62ZM62 255H60V257H62ZM84 255H85V254H84ZM84 255H83V256H84ZM91 255H93V253L90 254V258H91ZM116 255H117V254H116ZM118 255H119V254H118ZM138 255H139V254H138ZM171 255H172V254H171ZM180 255H181V253H180ZM191 255H192V254H191ZM191 255H190V256H191ZM193 255H194V254H193ZM32 256H31V258H32ZM34 256H35V255H34ZM70 256H72V255H70ZM81 256H82V255H81ZM130 256H131V255H130ZM168 256H169V255H168ZM184 256H185V255H184ZM12 257H15V255L12 256ZM18 257H19V256H18ZM22 257H23V256H22ZM25 257H26V256H25ZM39 257H41V256H39ZM46 257H47V256H46ZM52 257H53V255H52ZM96 257H97V256H96ZM98 257H99V256H98ZM118 257H119V256H118ZM156 257H157V256H156ZM176 257H177V256H176ZM180 257H181V256H180ZM188 257H189V256H188ZM257 257H259V256H257ZM2 258H3V257H2ZM7 258H6V259H7ZM10 258H8V260H9ZM29 258H30V256H29ZM34 258H35V257H34ZM47 258H49V256H48ZM50 258H51V257H50ZM63 258H64V257H63ZM71 258H73V257H71ZM79 258H80V256H79ZM82 258H83V257H82ZM82 258H80L79 260H80V261L83 260ZM99 258H100V257H99ZM114 258H115V257H114ZM119 258H120V257H119ZM141 258H142V257H141ZM169 258H171V257H169ZM186 258H187V257H186ZM13 259H14V258H13ZM26 259H27V258H26ZM32 259H33V258H32ZM43 259H44V258H43ZM45 259H46V258H45ZM76 259H77V257H76ZM88 259H89V258H88ZM97 259H98V258H97ZM110 259H111V258H110ZM121 259H123L122 256H121ZM172 259H173V257H172ZM10 260H11V259H10ZM10 260H9V261H10ZM15 260H18V258H17V259H14V261H15ZM19 260H20V259H19ZM47 260H48V259H47ZM60 260H61V259H60ZM79 260H78V261H79ZM85 260H86V259H85ZM89 260H90V259H89ZM92 260H93V259H92ZM100 260H101V259H100ZM100 260H98L96 264H106V263H103L104 260H103V261H100ZM132 260H133V259H132ZM132 260H130V261H132ZM140 260H141V259H140ZM142 260H143V259H142ZM174 260H175V259H174ZM179 260H180V259H179ZM206 260H207V259H206ZM206 260H205V261H206ZM2 261H3V260H1V262H2ZM45 261H46V260H45ZM133 261H134V260H133ZM169 261H170V260H169ZM169 261H168V262H169ZM177 261H178V260H177ZM6 262H7V261H6ZM6 262H5V263H6ZM11 262H12V261H11ZM57 262H58V261H56V263H57ZM64 262H65V261H64ZM76 262H77V261H76ZM110 262H111V261H110ZM122 262H123V261H122ZM125 262H126V261H125ZM139 262H140V261H139ZM175 262H176V261H175ZM175 262H174V263H175ZM3 263H4V262H3ZM9 263H10V262H9ZM14 263H15V262H14ZM23 263H24V262H23ZM58 263H59V262H58ZM60 263H62V262H60ZM87 263H90V262L87 261ZM130 263H131V262H130ZM130 263H129V264H130ZM132 263H133V262H132ZM134 263H136V262H134ZM181 263H183V262H181ZM198 263H199V262H198ZM238 263H239V262H238ZM64 264H65V263H64ZM78 264H79V263H78ZM80 264H81V263H80ZM122 264H123V263H122ZM124 264H125V263H124ZM126 264H128V262H127ZM139 264H140V263H139ZM141 264H143V263L141 262ZM170 264H171V263H170ZM184 264H186V263H184Z\"/></svg>","mask_w":264,"mask_h":264}]
</instances>
